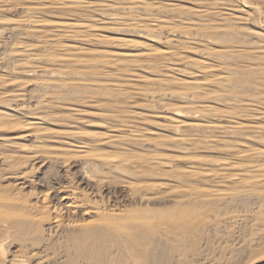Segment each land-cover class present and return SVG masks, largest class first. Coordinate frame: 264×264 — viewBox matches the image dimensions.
Instances as JSON below:
<instances>
[{
	"label": "rangeland",
	"instance_id": "1",
	"mask_svg": "<svg viewBox=\"0 0 264 264\" xmlns=\"http://www.w3.org/2000/svg\"><path fill=\"white\" fill-rule=\"evenodd\" d=\"M133 1L134 0H122V1L121 0H115V1L114 0H46V1H42V3L40 4L44 3L41 6V10L43 11L41 12L43 14L40 12L41 14L35 15L37 16V19L40 17L39 20H35L36 19L35 17V19H33L35 21H41V19H43L41 22H45V23L47 22L46 24H48V22H57V21H61L62 19L71 21L74 17L75 19L72 20L74 22H83V23L86 22L93 26V31L87 34L88 37L81 39V40L79 39V41L78 40L77 41L66 40L65 37L63 38L58 37L60 35L59 32H55L54 30L50 29L49 26H44V27L41 26V28L47 27V29H44V30L40 29V32H38L39 29L37 28L40 26H36L35 27L36 30H34L36 33L35 32L32 33L33 30L31 29H34V28H31L27 31H29V34H32L30 35L32 37L26 36V35L25 37L23 32H27L26 31L27 28L22 27V29H16L15 24H17L16 22L25 18L24 16L25 14H23L25 13L23 12L25 9L23 10V8L33 7V3H30V2L27 3L26 1H21V2L17 1L18 2L17 4L16 0L15 1L9 0V2L11 3L8 2V4L7 2L6 3L4 2L6 5L2 3V5L4 4L3 5L4 8L2 6V8L0 9V117L2 116L7 117L9 115L7 118L5 117V119L8 120L9 118L8 121H10L9 123H11L13 126L9 124L8 127L11 126L12 128L5 127V129L4 128L0 129V156H1L0 158V209H1L0 214H3L1 215L2 219L0 216V222L1 224H3L2 222L4 220V223H5L4 224L5 227L2 228V231H0L2 232L0 234L1 235L0 238L1 239L6 238V240H3L5 254L3 256L0 255V264H13V261L16 259L18 260L19 258L20 259L23 258L26 261V264H127V263L135 264L137 259H138L137 261H140V264H264V228H263L264 227V217H263L264 215V199H263L264 195H262L264 193H261V196L263 198H261L259 194L254 193L258 195L260 199L254 194L249 193V195L246 194V197H245L243 193L242 194L239 193L237 194L238 199L236 198L234 194L235 199L231 198L232 200L231 199L226 200V201L219 200L217 202L213 200L207 201V197H205L203 193L205 189H211V190L236 189L235 184L231 183L232 181H230L229 184H227L228 182L226 183L228 186L223 184L222 186L220 185L218 187L217 184H215L217 181H215L214 183V181H210L211 176L210 177L206 176L207 175L206 172L208 173L210 170L212 171V173L210 172V175H212L213 173L236 174V172L234 173V170L236 171L238 170V172L242 171L246 166L252 165V164H258L257 162L259 163L263 162L262 164H264L263 157H262L263 160L262 158L259 159L260 156L255 157L256 159H252L253 157L248 158V156L250 155L244 154L254 149L264 150V126H263L264 116L262 115L264 114V107H263L264 100H262V98L264 97V95L262 96V94L264 93V85L263 86L260 85V83L264 84L263 83L264 80H262L264 79L262 78L264 76V72H263V75H261L262 69L264 71V61H263L264 58H261V60L256 59L262 56L264 57V40L259 37L260 34H264V24L262 23V20H259L261 18L258 15H255L252 12L247 11L248 9H245L242 7V4H243L242 0H198L199 2H197V0H190L191 3L189 0H146V1L140 0V2H143L144 4L148 5V8L145 5L147 8L145 9L148 11L143 10V9H138L137 7L139 6V4H136L137 3L136 0H135L136 3H134L135 1L134 2ZM246 1L249 3L250 2L257 3L261 5L264 10V0H260V1L259 0H256V1L246 0ZM13 3L17 4V7L16 5H12ZM71 3H76L81 8H78L77 10L76 7L74 8L75 5L73 6V4ZM58 4H62L63 8L67 6L68 8L66 7L65 10H67L68 12L63 11L64 9L62 7H61L62 9L57 8L59 6ZM154 4L155 6L157 5L158 6L155 7ZM134 5H137V6L134 7ZM20 6H23V7H20ZM43 6H44V9L45 8L47 9V10L45 9L46 11L43 10L42 8ZM101 6H107V7L110 6L111 8L113 7L115 8L111 9L109 7L110 8L109 11L104 10L102 12V10H100ZM150 6L152 10L149 9ZM174 6L176 9L174 8ZM177 6H180V8L179 7L177 8ZM152 7H154V9ZM158 7L159 9L162 8V10H159V11L157 9L155 10V8H158ZM183 7L185 10L182 9ZM131 8H133V10ZM136 8L139 11H137ZM189 8L194 11H189ZM91 9L94 11H92ZM166 10H170V12ZM199 10L207 11V12L205 11L203 14L205 13L207 14L208 12L210 13L212 11V13L210 14L208 13L209 15H212V16H209L207 14V16L211 18L209 19L207 16L206 17L205 15L203 16V14L201 16V14L197 12ZM195 11L196 13L200 14L198 18H196L198 15L194 14ZM61 12L63 13L65 12L68 15L64 16L63 14H61ZM165 12L166 14H164ZM110 14L120 16L118 21H115V22L114 21L110 22V20L108 21L106 18H108ZM214 14L218 15L217 16L218 18ZM22 15H23V18H21ZM226 15H229L230 20L224 21V22L220 21L222 18H225ZM80 16L82 18H80ZM213 16L216 19H213ZM220 16L222 18H220ZM44 17L46 19H44ZM90 17L91 18L93 17V18L91 19ZM200 17H203V18H200ZM204 17L206 18V20ZM94 19H96V21ZM155 19L157 20V22ZM158 20L160 21L162 20V22ZM206 21L209 22V24H213V25L216 24V26H213V25L208 26V24H206L207 23ZM213 21H215V23ZM217 21H219L218 22L219 24L222 22V24L221 25L217 24L216 23ZM202 22H205V24L208 26L207 28L205 27V30H207L208 34L205 31H201L202 30L201 28L205 26L204 23ZM136 23L146 25V28H147L146 30L148 31L138 32L137 29L129 28L128 25H134V24L136 25ZM164 23H166V27L169 26L168 28H170L169 29L170 31L172 30L174 32L171 31V34L170 33L167 34V32L164 31L161 34L156 33V32L155 34L153 32L155 29L154 26L156 25L163 26L162 24ZM201 23L203 24V26L200 25ZM173 25H174V28L172 27ZM211 26H213L214 28L215 27L217 28L218 26L219 30L218 31L215 30L210 33L208 31L212 29ZM196 27L198 28L196 29ZM208 28L210 30H208ZM128 29H131V30L129 31ZM189 29L191 30L188 31ZM45 30L47 31V34ZM133 30H136L138 33ZM149 30L152 32H150ZM221 30L224 33L221 32ZM50 31L51 32L54 31L56 36L52 34ZM132 32L135 34L133 35ZM148 32L150 35L148 34ZM128 33H132V34H128ZM40 35L45 36L44 39H43V36L41 37ZM50 35H52V37H50ZM180 35L181 36L183 35L182 36L183 38H181ZM185 35L187 36L185 37ZM23 36L25 38H22ZM35 36L41 37L40 41H36L37 37ZM173 37L176 39V41L175 39L173 40ZM220 37L223 40L220 39ZM47 38L57 39L56 42H58V44L56 43V47L51 46L52 48H50V46H47L50 49H47V47H44L45 45L43 44V42L49 40ZM123 40L133 41V42L135 41L134 43L137 44L136 45L137 47H134V45H130V44L124 45V43L122 42ZM187 40L188 41L190 40V42H188ZM59 41H61V43ZM166 41L169 42L168 43V45H170L169 47ZM19 43L20 44L25 43V45L33 46L32 48L29 47V49H27L28 51H26L25 54L21 53V55L23 54L21 56L22 58L21 57L19 58V55H18L19 54L18 52H20L18 49L21 46L19 45ZM17 44L18 46H16ZM171 44H173L176 47H174ZM41 45H44V46H41ZM62 45L73 47L71 48L72 53H73V50L75 52L78 48H82L86 53L84 51H83L84 53L82 52L79 53L77 51L76 52L77 55L80 54L78 56L79 59H81L82 61H86L88 59L91 61L94 59L95 63L91 65L92 61L90 62L88 60L90 64L86 63L83 66H81L82 64H80V66L78 65V69H77V66L72 67V65H70L69 67V64L68 65H63V64L57 65L56 63L50 64L49 62L48 63L45 62L47 61L49 55L52 54V52L56 53V54L54 53V56L64 55L65 52L63 53L62 51H60V46ZM37 47L39 49H37ZM205 47L206 49L209 48L211 52H208L210 51L209 49L206 52ZM225 47H226V50L228 49L227 53L224 54V56L222 57L223 59L222 58L220 59L217 55H215V52L224 50ZM163 49H166V50H163ZM151 50H155L156 53H152ZM160 50L170 51V52L172 51L173 54L177 53L178 55L176 54L177 57L176 55L175 56L172 55V57H170L172 59L169 60V57H168V58H165L166 59L165 60L163 59L164 57L161 56ZM90 52L93 54L91 55ZM97 52L98 53L100 52L102 54L99 55ZM125 52L126 54H130L133 52L137 54L139 53L143 54L144 55L143 58L144 60L147 61V63L144 62V60L142 59L140 62L137 63L138 65L129 64L132 66L127 65L126 62H120L116 64V66L117 65L121 66V68L119 69H117L115 65L114 66L116 68L113 67V65H110V67L106 66L105 68L101 66L99 69L97 68L99 66L98 64H96V62L100 60L101 56H103L106 59L115 60L117 59V57L119 56L121 57V54L125 55ZM261 52H263V54ZM103 53L105 56L103 55ZM210 53L214 54L215 60L213 59V55ZM239 53L241 54V56ZM242 53H245V56L244 54L242 55ZM250 53L252 57H253L252 54H254L255 56L254 58L256 60L250 56ZM15 54H17L18 57H15L17 56ZM46 54L48 55V57ZM116 54H118V56L116 58H113L115 57L114 55ZM148 54H151V55L149 56ZM229 54H231V56ZM233 54H234V58H233ZM71 55H75V53ZM179 55L181 56L179 57ZM30 56H32L33 58L35 57V60H37L36 57L38 56H41L43 60L46 57L47 59L43 61L42 59L40 60L39 58L41 57H39L38 60L40 61L38 60L37 61L38 63H40V65L36 63L37 61L33 60L35 61L36 64H34L33 66V62H31L32 64H30V66L32 65L31 67H34V68H30V66H26V65L25 67H23L24 63H26V61L24 60H27V59L31 60L32 57ZM239 56L241 57V59H244V60L239 59L240 58ZM120 57L118 59H121V60H125V58L127 59V57H124V56L123 58H120ZM217 57L220 60H222V62ZM230 59L232 61H230ZM233 59H235V61ZM248 60L250 61L252 60V62ZM199 62L200 63L204 62L206 64L209 63V65L211 64L212 66L214 65L213 69L208 70L205 73H203L198 68L200 66ZM241 62H246V63L244 64ZM148 63L150 65L151 63H153L152 64L153 66L151 65L152 68L149 66ZM154 63H156L157 65ZM252 63H255L253 67L255 68V65H256V68L258 67L257 71L260 73L255 71L253 67H252L253 70L248 68L249 65L252 66ZM20 65L23 67V68L21 67L22 70L20 67H17ZM27 65L29 64L27 63ZM85 65L86 66L88 65L89 67L87 66L88 67L87 68ZM95 65L97 67H95ZM259 65L260 67H262L263 65V67L260 68ZM12 67L15 68V70L18 72H16ZM27 67H29L27 71H30V70L32 71L27 72L23 70L24 68L26 69ZM145 67L147 68L145 69ZM81 68H87V69L85 70ZM89 68H92V69L89 70ZM94 68H96V70H93ZM124 68L126 71L125 70L120 71V69H124ZM130 68L132 71L130 70ZM128 69L129 71L127 72ZM88 70H89V73H87ZM99 70L100 72L97 73L96 71H99ZM52 71L54 72V74H56L55 76L50 75ZM76 71L77 72L79 71V72L76 73ZM85 71L87 72L85 73ZM103 71L105 75L103 73V76H102ZM11 72L13 76L11 75ZM62 73L63 75H61ZM99 73H101V75ZM128 73H131V74H128ZM14 74H17V75H14ZM92 74H94L95 76ZM125 74L128 75L129 77L127 78ZM205 74H206V77H205ZM42 75L44 76V78L45 77L46 78L44 79ZM108 75L109 76L113 75L112 80H110L111 78L108 77V81L106 82L107 77L105 76H108ZM123 75L125 76L123 77ZM191 75L193 76L191 77ZM258 75L261 79L258 77ZM97 76L100 78H98ZM58 77L59 78L61 77V78L59 79ZM118 77L122 78L123 81L119 79ZM223 77H228V78L232 77V78H230L229 81L226 82V81L221 80V78ZM71 78L72 79L74 78L73 80H71L72 81L71 85H68L67 87H61L65 83L70 84L67 79H71ZM103 78H106V79H103ZM124 78H126L125 83H124ZM193 78H195L194 79L195 81H193ZM1 79L3 82L1 81ZM43 79L44 80L52 79L54 80L53 83L57 82L59 83V85L61 82H64V80L65 81L67 80L68 82L66 81L65 83H62L60 86L57 85V83H54L56 84L55 87L54 85L53 87H51L53 91H51L50 88L46 91L45 90L42 91V89L37 87L38 85L37 82L38 80L42 82ZM99 79L100 80L102 79L101 81L105 83L98 82ZM74 80L77 81V82L75 81L76 85H79L80 87H83L84 86L83 84L87 83L88 85H91L90 86L91 88H94L95 86L92 87V82L96 83L94 82V80L95 81L98 80L97 83L98 85L100 84V86L91 90V88L89 89L87 84L85 85L88 88L84 86V89L79 88V86L75 85V88H74L75 90H73ZM81 80L82 81L85 80L86 82L84 81L82 82ZM117 80H118L117 84H120V85H122V83H124L123 85L127 84L125 85L126 88H123V85H122L121 88L123 90L120 89L121 91L120 92L118 91V94H117V91H114V88H112V87H115L114 85ZM148 80L149 82H147ZM157 80H159V82ZM196 80L199 81L198 82L199 85L201 84L203 85L200 87V89H203L202 90L203 94L201 93L200 89L199 90L189 89L191 90V92H189V90L187 91V88L183 85V83H185L186 81L196 83L197 82ZM11 81H12V84H11ZM150 81L153 84L155 83L156 84L153 86V84ZM172 81L173 82L175 81V82L173 83ZM216 81L225 82V83H222V85L221 84L219 85L217 83H212ZM13 82H16V83H13ZM112 82H115V83H113L112 86L109 85ZM164 82H167V84L170 82L169 84L172 86L167 85ZM258 82L259 84H257ZM157 83L159 85L161 84V86H159ZM101 84H105V87L104 85H102V87L105 88L107 91L105 89L102 90ZM107 84L109 86L106 87ZM174 85L175 87H173ZM151 86H153L154 88ZM162 86H164V91H167V93L166 92L163 93V89H161ZM68 87H71V89H69ZM99 87H101L100 88L101 92L100 93L97 92L96 94V90ZM167 87L171 88L172 92L170 91L171 89L165 90V88ZM181 87H183V91H185L186 93L189 92L187 94L189 97L188 96L186 97L184 95L186 99L184 97H183L184 99H182V97L179 95V94H182L183 92ZM202 87H205V90ZM54 88L58 90H55ZM63 88H66V89L63 90ZM108 89H112L113 92L115 93L112 95L111 93L113 92H111V90H110V93H108L109 92ZM124 89H126L125 90L126 95L124 93L123 95L126 97L123 99L124 96L122 95L121 92L124 91ZM131 89L133 90L129 92V90ZM136 89H138L140 92ZM100 90H97V91H100ZM104 90L106 91V93H108L106 96L110 94L112 98L110 96L107 98L104 95L105 94V92H103ZM256 90L257 91L259 90V92H257ZM151 91H152V96H149L151 95ZM198 91L201 93V95H199L200 93L198 95H195L196 93L194 94V92L198 93ZM43 92L44 93L48 92V93L46 95ZM134 92L135 93L138 92L136 93V96L135 94L133 96ZM56 93H57V96H56ZM145 93L148 94V97L146 95L144 96ZM158 93H163L164 95L158 94ZM137 94H140V95H137ZM253 94L255 96L257 94L258 95L260 94L261 96H259L260 98L258 96L255 97ZM160 95H163V97H161ZM39 96L40 98H38ZM218 96L219 98L221 96V98L218 99ZM63 97L65 99H63ZM152 97L154 100L152 99ZM222 97H226L227 99L226 98L222 99ZM253 98L259 99L260 101L259 100L257 101L258 103L260 102V104L257 103L258 104L257 105L254 102L256 100H253ZM226 100L228 103L226 102ZM234 101L237 102L236 106H235L236 103H234ZM240 101L242 103L245 102L246 104L243 105L241 103L242 105L241 107ZM251 102L255 103L258 109L255 110L257 112L254 113V111H252L250 112V114L251 115L255 114V117L259 119L255 118L254 116H253L254 118L251 117L250 114H248V116H250L251 118L250 117L248 118L247 113L241 112L243 111L242 109L246 108L247 103L249 104ZM187 103H190L191 105H187ZM261 103H262V106H261ZM59 104L60 105L63 104V105L60 107ZM115 104L116 105L118 104L119 109L117 108ZM36 105L38 107H36ZM40 105H41V108H40ZM187 106L195 107L197 111H200V114L202 113L203 115H206V117L208 118L205 119V117L202 114L200 115L199 113H196L197 116L196 115L195 116L196 118L198 117V119L195 121L194 120L192 121L195 124L192 123L191 118L188 117L189 114L186 115L187 112H185L184 114V111H187V109L183 110V108H187ZM17 107H19V109ZM174 108L182 109L181 111H183V113H181V115H176L175 117L174 116L175 113L172 112ZM235 109L236 110L238 109L239 113ZM209 110L211 114L209 113ZM226 110L227 111L234 110V113L236 112L235 114L236 118L234 117L233 111L232 112L228 111L230 112V114L233 113L230 116L232 118L231 119L229 117V113H226ZM121 111H123L124 113L122 112L123 114H121ZM213 111L214 112L216 111L215 113L217 114H215ZM125 112L127 114H125ZM218 112H223V114H220ZM224 112L227 114V116H225L226 114H224ZM258 112L260 113L262 112L261 115H259ZM116 114L118 115V117L116 116ZM237 114H240V115H237ZM101 115H104V116L102 117ZM104 117H105V120H104ZM58 118L60 120H58ZM176 119L184 120L185 124L187 123V121L190 120L191 123L188 122L187 124H194V125L197 124L198 126L196 125L197 127L195 126L182 127L179 131L181 133L180 135L178 131L176 132L175 130H173V127L175 124L174 122L173 124L171 122V121H175V123L179 122ZM200 119H203V120H200ZM235 122L236 123L238 122L240 124L243 123L244 126H247V131L248 130L249 131L241 132V135H240V132H237L238 134L236 132H232L231 128L235 126L234 125ZM208 123H210L211 126L213 127H216V126L220 127L221 130H223L224 128L225 131L227 130L226 131L227 133L225 131L222 132L220 129L216 131V134L212 135L211 133H208L211 131V129H208V127H210L208 126ZM229 125L231 127H229ZM200 126H202L203 129L205 130L207 127V131H205L207 134L199 132L200 129L198 130V128H200ZM258 126L259 127L261 126L263 128V129L261 128V131L263 134L261 133V131H259L260 128ZM256 127L259 129H256ZM29 128H31V130ZM227 128L230 129V132H228L229 130ZM195 129L196 131L198 130V132L194 131ZM252 129L254 130L253 132H252ZM250 131L252 133H250ZM194 132L197 134L195 135ZM231 132L233 133V135L231 134ZM198 133H199V136H198ZM136 134L138 135L139 141H135V143H133L134 138L132 136ZM176 134H177V137L174 136ZM178 135L180 137L186 136L185 138H188L191 140V142L188 145L184 146L187 148V150L185 151L181 150V149H184L182 148L183 146L176 145L175 142L173 144L174 138H177V139L180 138L178 137ZM194 135L195 137L196 136L198 137L195 138ZM211 135L213 137H211ZM237 135H238V139H237ZM192 138H195V141H196L195 143L194 141H192L194 140ZM123 140L124 141L126 140V142H124ZM151 140H153L154 142ZM36 142L38 145L36 144ZM196 143H197L196 145L197 147L196 146L195 147L197 149L194 147V144ZM35 144L37 145V147L40 148L39 150H37L38 148L35 146ZM48 146L50 148H48ZM235 146H237L236 147L237 149H234ZM5 147L6 148L8 147L9 149L8 148L6 149ZM41 148L43 149L41 150ZM20 150H25V151L20 152ZM32 150L33 151L35 150V152L39 151V153H35ZM43 150L44 151L47 150V152L43 153ZM40 151L41 153H43L42 155L40 154ZM237 152H239V154H237ZM31 154H33L32 158L29 157L31 156ZM26 155L28 159L27 157H25ZM43 155H46V156L43 157ZM49 155H52V156L54 155V156L51 157ZM157 155L167 158L168 160H172V162L174 160L175 162L173 163L171 168H168L167 166L160 168V171L162 172V174L159 172V169H157L155 170L154 177L148 178L147 176L144 175L145 179L143 180L142 179L143 176L140 173L134 172L136 168V164L148 158L147 156L150 157V156H157ZM237 155L239 156V159ZM9 156H10V159H8ZM34 156H35V159H34ZM55 156H57L56 160H55ZM105 156L108 160L106 159L107 160L106 163L104 162L106 160L102 161L105 164V165L103 164L104 165L103 166L101 160L105 159L104 158ZM16 157L17 159H15ZM25 158L27 159V161ZM185 158H187L188 160H186ZM193 158L194 159L197 158V160L195 161ZM126 159H128L127 163L129 162L130 163L129 164L126 163L127 165L124 166L125 163L123 161ZM8 160L10 161L9 163H8ZM50 160L52 161L55 160V161L52 162ZM135 160H138V161H135ZM117 162L119 164L122 162L121 163L122 165H119L121 166V168H123L122 172L121 171L117 172L116 169L114 168V165L115 167L117 166L118 164ZM247 162H250V163H247ZM107 163L110 166L106 165ZM230 163L234 164L233 165L234 168L237 167L238 165H242L243 168L240 167V170L239 168H236L232 172L230 169L226 170L223 165L230 164ZM23 164L25 165V168L23 167L24 166ZM85 164L86 165L88 164V165L86 166ZM130 164L131 166H129ZM127 166H129L130 168L129 167L126 168ZM16 167H18L19 170L21 171H19L18 168L16 169ZM194 168L198 169V172H199V174L197 175L198 178L197 176H195L189 179L190 177H184V176L174 177L172 175L167 174L168 170H172V169L174 170L176 169L175 171L178 172L179 169L192 170ZM14 170H16L17 172L16 171L14 172ZM127 170H129L130 172H127ZM23 172H24V177H27L25 179H23V177L22 178L20 177L22 176ZM25 172L26 174L27 173L28 174L26 175ZM132 172H134L135 174ZM204 174H205V177H204ZM16 175L19 176L20 179L19 178L16 179L17 178ZM134 176L138 178H135ZM24 180L26 181L24 182ZM151 183L160 184L163 186L162 187L163 189L160 186L158 188V189L161 188L160 190L155 189L154 191L153 189H148L147 187H145ZM129 184L136 185V186L139 185V187H142V188L141 189L137 188L138 190L135 191V189L133 190L132 188H130ZM69 190L71 192L76 193L77 197H79L82 201L83 199L87 201V202L85 201L86 203L84 202V204L82 202L81 204H79V206H81L82 204L83 205L86 204V206L82 205L83 206L82 208L78 207L77 210L75 209V211L68 210L67 208H65V205L67 207V205L70 204L69 200L64 199L67 197V193H69L68 192ZM240 191L241 190H239L238 192ZM241 195H243L245 198ZM250 196H253L251 197L252 199H250ZM43 198L45 199V201ZM242 199L247 200L248 202L243 201L244 202L243 203L241 201ZM18 201H21V202H18ZM234 202H236L237 204ZM31 204L32 205L34 204L36 206L35 208L36 211L34 208L30 207ZM223 204L224 205L227 204V205L224 206ZM88 207L100 208V211L104 213L103 218L106 219V222L108 221L107 223L108 226H105L106 223L105 225L103 223H102L103 225L100 224L102 228H104V230L100 228V230L104 231V232L100 231L104 234V236L106 235L105 230L111 224L112 225L110 226V228L113 229L115 227L114 230L116 231V232L113 231L114 232L113 234L111 230L110 231L112 233H109L110 231L108 230L110 228L107 229L106 237L103 236L104 241H103V238H101L102 236L97 239L99 240V242L95 239H89L91 241L93 240L92 242L96 244V245L94 244L95 246L92 244V242L87 241L88 238H85L87 235L90 234V232L91 234L93 232L95 234V232L97 231V230L95 231V226L94 228L93 227L91 228L92 226L91 225L90 226L91 230L90 228H88L89 230L88 229L83 230V231L78 230L79 233L77 230L76 232L74 231V229L72 230V227L70 228V226L74 224L73 221L76 223H83V224L84 222L85 223L94 222V221L96 222V220L101 222L97 218L96 215H91V214L86 215L85 213H87V210L82 211L85 208L88 209ZM54 209L56 212L58 211L57 214H54L55 212ZM103 209H105V211ZM235 211L242 216L243 214L244 216H246L245 214H247V217H246L247 219L246 220L244 219V222L242 221L240 223H237L238 224L237 226L235 224H232V221L231 222L229 221L230 217L234 216L235 214L237 215ZM58 213L61 214V217ZM124 213H125V216L122 215ZM260 213H262L261 216H259ZM82 214L85 216H82ZM116 214L120 215L122 218L117 216ZM231 214H234V215H231ZM256 214L258 216H256ZM37 215L40 217H38ZM54 215L55 217L57 215V217H60V220L62 219L61 221H63V225L59 229H55V227L52 226L53 225L52 222L55 219ZM106 215H111V216H106ZM226 217L229 219H227ZM33 218H36L38 221L33 222L31 220ZM49 219L50 221H48ZM121 219L126 220V221L125 220L122 221L124 224L120 222ZM142 220L144 221V223ZM252 220L253 222H251ZM173 221L175 222V224H173L174 223ZM245 221L247 222L245 223ZM115 222L117 223V226L115 225ZM160 222L162 223V225ZM41 223L44 224L42 227H41L42 225ZM67 225H69V227ZM239 225L240 226L242 225V226L240 227ZM23 226L25 229L23 228ZM40 227H41V230H40ZM96 227L99 229L98 225ZM122 227L124 228L123 231H122ZM227 229H230L231 232L230 230H227ZM35 230L36 231L38 230V231L36 232ZM128 230H130L131 232ZM171 230L172 232L169 234L168 231L170 232ZM119 231L123 233L119 234ZM40 232L42 233V236H40L41 235L39 234ZM83 232L86 234V236ZM227 233L229 234V236ZM71 234H72V237H71ZM82 234H84V236H82ZM2 236L5 238H3ZM75 236L78 238L75 239L76 238ZM79 236L82 239L83 243L80 242L81 240L79 239ZM109 238H111L110 239L112 240L111 242L109 241ZM120 238L123 240H121ZM73 239L76 241L78 240V242L81 243V248H82L81 250H79L80 247L79 249H77L78 248L77 243L73 241ZM83 239H85V241ZM100 239H102V241L105 242L106 244L104 243L105 244L104 245ZM96 241L98 243H96ZM135 241H137V243ZM112 242L113 243L117 242L116 243L117 247H114L115 245H113ZM128 242H131L132 244ZM87 243L88 245L89 244L90 245L86 246ZM124 243H128V244L124 245ZM91 245L93 247H91ZM120 245L121 246L123 245V247H121ZM124 246H126L128 249ZM97 247L99 250L97 249ZM91 250L93 253L91 252ZM138 254L139 255L142 254V256H139ZM39 255L41 257H39Z\"/></svg>",
	"mask_w": 264,
	"mask_h": 264
},
{
	"label": "bare ground",
	"instance_id": "2",
	"mask_svg": "<svg viewBox=\"0 0 264 264\" xmlns=\"http://www.w3.org/2000/svg\"><path fill=\"white\" fill-rule=\"evenodd\" d=\"M10 1H11V0H10ZM12 1H13V0H12ZM14 1H15V0H14ZM17 1H18V2L26 1L27 3H28V2L33 3V7H26V8H23V10L25 9V10L23 11V12H25V13H23V14H25V15H24L25 18H24V19H21V18H23V15H22V17L20 18L21 20L18 19V20H20V21L16 22V23H17V24H15V25H16V27H15L16 29H22V27H23V28H27V29H26V31H27V30H29V29H31V28H34V29H31V30H33V32L30 30L32 33H34V32H35L34 30H36V29H35L36 26H40V27H37V28L39 29V30L37 29L38 32H40V29H43V30H44V29H47V27H46V28H41V26H43V27H44V26H49L50 29L54 30L55 32H59L60 35H59L58 37H62V38L65 37L66 40H72V41H73V40H75V41L78 40V41H79V39L81 40V39L87 38V37H88L87 34L93 31V26H92L91 24L86 23V22H84V23H83V22H74V21H72L73 19H75L74 17H73V19L71 18V19H72L71 21H69V20H63V19H62L61 21H57V22H48V24H46L47 22H46V23H45V22H41L43 19H41V21H35V20H39V18H40V17H39V18L37 19V16H35V15H37V14H41V13L43 12V11L41 10V6H42L44 3H43V4H40V3H42V1H46V0H16V2H17ZM114 1H115V0H114ZM121 1H122V0H121ZM134 1H135V0H134ZM134 1H133V2H134ZM136 1H137V3H136ZM136 1H135L134 3L139 4V6L137 7L138 9L146 10V9L148 8V5L144 4L143 2H140V0H136ZM145 1H146V0H145ZM189 1H190V0H189ZM189 1H188V2H189ZM255 1H256V0H255ZM259 1H260V0H259ZM4 2H5V3L7 2V4H8L9 0H0V3H1V4H0V9H1L2 6L5 4ZM18 2H17V4H18ZM185 2H186V1H185ZM197 2H199V1L197 0ZM242 2H243L242 7L245 8V9H248L247 11L252 12V13L255 14V15H258V16L261 18V19H259V18H258V19H259V20H262V23L264 24V10H263L262 6L259 5V4H257V3H253V2H252V3H251V2L249 3V2H247L246 0H242ZM2 3H4V4L2 5ZM9 3H11V2H9ZM24 3H25V2H24ZM24 3H23V4H24ZM190 3H191V1H190ZM200 3H201V2H200ZM240 3H241V2H240ZM17 4H14V3H13L12 5H16V7H17ZM21 4H22V3H21ZM34 4H35V5H34ZM45 4H46V2H45ZM68 4H70V3H68ZM71 4H73V6L75 5L74 8L76 7L77 10H78V8H81V7H80L78 4H76V3H71ZM79 4H81V3H79ZM82 4H83V3H82ZM88 4H89V3H88ZM214 4H215V3H214ZM5 5H6V4H5ZM12 5H11V6H12ZM24 5H25V4H24ZM24 5H23V6H24ZM30 5H32V4H30ZM58 5H59V6H58L57 8H59V9H62V8H63L62 4H58ZM91 5H92V4H91ZM91 5H90V6H91ZM123 5H125V4H123ZM127 5H128V4H127ZM127 5H126V6H127ZM145 5L147 6V8H146ZM156 5H157V4H156ZM202 5H203V4H202ZM205 5H206V4H205ZM7 6H9V5H7ZM23 6H20V7H23ZM44 6H45V5H44ZM44 6L42 7L43 10L46 9V8L44 9ZM73 6H72V7H73ZM78 6H79V7H78ZM82 6H83V5H82ZM90 6H89V7H90ZM132 6H133V5H132ZM135 6H137V5H134V7H135ZM154 6H155V4H154ZM157 6H158V5H157ZM157 6H155V7H157ZM211 6H212V5H211ZM240 6H241V5H240ZM54 7H55V6H54ZM61 7H62V8H61ZM64 7H65V6H64ZM66 7H67V6H66ZM66 7H65V8H66ZM70 7H71V6H70ZM109 7H110V6H109ZM109 7H107V6H101L100 10H102V12H103L104 10L109 11V9L111 8V7H110V8H109ZM112 7H113V6H112ZM129 7H131V6H129ZM143 7H144V8H143ZM169 7H170V5H169ZM178 7L180 8V6H177V8H178ZM207 7H208V6H207ZM238 7H239V6H238ZM3 8H4V6H3ZM5 8H6V7H5ZM11 8H12V7H11ZM14 8H15V7H14ZM49 8H50V7H49ZM52 8H53V7H52ZM65 8H63V9H64L63 11L68 12L67 10H65ZM67 8H68V7H67ZM74 8H73V9H74ZM87 8H88V7H87ZM96 8H97V7H96ZM113 8H115V7H113ZM113 8H111V9H113ZM137 8H136V10H137ZM145 8H146V9H145ZM152 8L154 9V7H152ZM164 8H165V7H164ZM166 8H168V7H166ZM174 8H175V6H174ZM7 9H8V7H7ZM54 9H55V8H54ZM70 9H71V8H70ZM126 9H127V8H126ZM131 9L133 10V8H131ZM131 9H130V10H131ZM149 9H151V6H150ZM156 9H157L158 11H159V10H162V8L159 9V7H158V8H155V10H156ZM172 9H173V8H172ZM175 9H176V8H175ZM182 9H184V7H183ZM46 10H47V9H46ZM46 10H45V11H46ZM48 10H49V9H48ZM79 10H80V9H79ZM82 10H83V9H82ZM84 10H85V9H84ZM89 10H90V9H89ZM91 10H92V9H91ZM124 10H125V9H124ZM128 10H129V8H128ZM134 10H135V9H134ZM151 10H152V9H151ZM177 10H178V9H177ZM184 10H185V9H184ZM184 10H183V11H184ZM13 11H14V10H13ZM41 11H42V12H41ZM60 11H61V10H60ZM85 11H86V10H85ZM87 11H88V10H87ZM92 11H94V10H92ZM119 11H120V10H119ZM137 11H139V10H137ZM146 11H148V10H146ZM164 11H165V10H164ZM166 11H169V12H170V10H166ZM189 11H194V10H191V9L189 8ZM205 11H206V10H203V11H202V10H201V11L199 10V11H197V12H199V13L201 14V16H202V14H203ZM6 12H7V11H6ZM9 12H10V11H9ZM40 12H41V13H40ZM65 12H64V13L61 12V14H63L64 16H65V15H68V14H66ZM75 12H76V11H75ZM81 12H83V11H81ZM171 12H172V11H171ZM206 12H207V11H206ZM77 13H78V12H77ZM79 13H80V12H79ZM97 13H98V12H97ZM113 13H114V12H113ZM129 13H130V11H129ZM167 13H168V12H167ZM173 13H174V12H173ZM173 13H172V14H173ZM175 13H176V12H175ZM189 13H190V12H189ZM199 13H196V11H195L194 14H197V15H198L196 18L199 17V15H200ZM208 13H209V12H208ZM208 13H207V14H208ZM210 13H212V11H211ZM210 13H209V14H210ZM252 13H251V14H252ZM42 14H43V13H42ZM45 14H46V13H45ZM82 14H83V13H82ZM90 14H91V13H90ZM106 14H107V13H106ZM125 14H127V13H125ZM164 14H166V12H165ZM172 14H171V15H172ZM180 14H181V13H180ZM207 14L205 13V14H203V16L205 15V17H206ZM209 14H208V15H209ZM215 14H216V13H215ZM215 14H214V15H215ZM218 14H219V13H218ZM79 15H80V14H79ZM107 15H108V14H107ZM144 15H145V13H144ZM173 15H174V14H173ZM173 15H172V16H173ZM175 15H176V14H175ZM188 15H189V14H188ZM224 15H225V14H224ZM40 16H42V15H40ZM60 16H61V15H60ZM69 16H71V15H69ZM73 16H74V15H73ZM77 16H78V15H77ZM81 16H82V15H81ZM81 16H80V18H82ZM91 16H92V15H91ZM124 16H125V15H124ZM153 16H154V15H153ZM164 16H165V15H164ZM209 16H212V15H209ZM215 16L217 17L218 15H215ZM221 16H222V15H221ZM221 16H220V18H222ZM35 17H36V19H35ZM119 17H120V16H118V15H114V14L111 15V14H110L109 17L106 18V19H107L108 21L110 20V22H111V21H112V22H113V21L115 22V21H118ZM143 17H144V16H143ZM181 17H182V16H181ZM190 17H191V16H190ZM205 17H204V18H205ZM207 17H208V16H207ZM223 17H225V16H223ZM255 17H257V16H255ZM69 18H70V17H69ZM90 18H91V17H90ZM92 18H93V17H92ZM92 18H91V19H92ZM147 18H149V17H147ZM152 18H153V17H152ZM155 18H156V17H155ZM157 18H159V17H157ZM164 18H165V17H164ZM170 18H171V17H170ZM182 18H183V17H182ZM185 18H186V17H185ZM200 18H203V17H200ZM208 18L210 19L211 17H208ZM217 18H218V17H217ZM33 19H35V20H33ZM44 19H46V18L44 17ZM76 19H77V18H76ZM87 19H88V18H87ZM91 19H90V20H91ZM99 19H100V18H99ZM106 19H105V20H106ZM141 19H142V18H141ZM141 19H140V20H141ZM213 19H216V18L213 16ZM213 19H212V20H213ZM7 20H8V19H7ZM77 20H78V19H77ZM94 20L96 21V19H94ZM149 20H150V19H149ZM155 20H156V19H155ZM155 20H153V21H155ZM166 20H167V18H166ZM203 20H204V19H203ZM205 20H206V18H205ZM205 20H204V21H205ZM212 20H211V21H212ZM229 20H230L229 15H226V17H225V18H222L220 21H223V22H224V21H229ZM8 21H9V20H8ZM10 21H11V20H10ZM141 21H142V20H141ZM158 21H160V20H158ZM175 21H176V20H175ZM13 22H14V21H13ZM13 22H12V23H13ZM98 22H99V21H98ZM106 22H107V21H106ZM144 22H145V21H144ZM156 22H157V20H156ZM160 22H162V20H161ZM206 22H207V21H206ZM213 22L215 23V21H213ZM218 22H219V21H217L216 23L219 24ZM259 22H261V21H259ZM4 23H5V22H4ZM10 23H11V22H10ZM95 23H97V22H95ZM123 23H124V22H123ZM149 23H150V22H149ZM202 23H204L205 26H204L203 28L200 27L202 30H201L200 28H199V29H200L201 31H205V32L207 33V30H205V27L207 28L208 26L213 25V24H209V22H207V23H206V24H208V26H207V25L205 24V22H202ZM202 23H201L200 25L203 26ZM211 23H212V22H211ZM229 23H231V22H229ZM8 24H9V23H8ZM13 24H14V23H13ZM221 24H222V22H221L219 25H221ZM263 24H262V25H263ZM124 25H125V24H124ZM162 25H163V26H161V25H156V26H154L155 29H154L153 32H154V33L156 32V33H160V34H161L162 32L165 31V32H167V34H169V33L171 34V31H172V30H171V31L169 30V29H170V28H168L169 26L166 27V23H164V24H162ZM164 25H165V26H164ZM195 25H196V24H195ZM229 25H230V24H229ZM8 26H9V25H8ZM10 26H11V24H10ZM121 26H122V25H121ZM128 26H129V28H131V29H133V28H134V29H137L138 32H139V31H141V32H142V31H144V32L148 31V30H146V29H147V28H146V25H143V24H137V23H136V25L134 24V25H128ZM213 26H216V24L213 25ZM213 26H211L212 29L214 28ZM12 27H13V26H12ZM49 27H48V28H49ZM123 27H124V26H123ZM147 27H148V26H147ZM172 27L174 28V25H173ZM175 27H176V26H175ZM198 27H199V26H198ZM198 27H196V29H197ZM222 27H223V26H222ZM8 28H9V27H8ZM151 28H152V27H151ZM177 28H178V27H177ZM217 28H218V29H217ZM217 28L215 27L213 30H212V29L210 30V29L208 28V30H210V31H208V32L211 33V32H213V31H215V30L218 31V30H219V27L217 26ZM229 28H230V27H229ZM229 28H228V29H229ZM118 29H119V28H118ZM131 29H128V30L130 31ZM178 29H179V28H178ZM185 29H186V28H185ZM221 29H222V28H221ZM228 29H227V30H228ZM179 30H180V29H179ZM186 30H187V29H186ZM190 30H191V29H189L188 31H190ZM224 30H225V29H224ZM235 30H236V29H235ZM18 31H19V30H18ZM18 31H17V32H18ZM24 31H25V29H24ZM54 31H52V32L50 31V32H51L52 34L55 35ZM120 31H121V29H120ZM133 31H136V30H133ZM149 31H150V30H149ZM180 31H181V30H180ZM182 31H183V30H182ZM225 31H226V30H225ZM15 32H16V31H15ZM31 32H30V33H31ZM45 32H46V34H47V31H46V30H45ZM136 32H137V31H136ZM138 32H137V33H138ZM150 32H152V31H150ZM172 32H174V31H172ZM195 32H196V30H195ZM197 32H199V31H197ZM221 32H223V31L221 30ZM13 33H14V32H13ZM35 33H36V32H35ZM119 33H120V32H119ZM122 33H123V32H122ZM125 33H126V32H125ZM132 33H133V32H132ZM132 33H128V34H132ZM156 33H155V34H156ZM176 33H177V32H176ZM176 33H175V34H176ZM223 33H224V32H223ZM23 34H24V36H25V35H26V36H30V35H32V34H29V31H27V32H23ZM41 34H42V33H41ZM134 34H135V33H133V35H134ZM148 34H149V32H148ZM172 34H173V33H172ZM187 34H188V33H187ZM203 34H204V33H203ZM207 34H208V33H207ZM219 34H220V33H219ZM33 35H34V34H33ZM35 35H36V34H35ZM123 35H124V34H123ZM125 35H126V34H125ZM145 35H146V34H145ZM149 35H150V34H149ZM173 35H174V34H173ZM183 35H184V33H183ZM183 35H182V36H183ZM190 35H191V34H190ZM195 35H196V34H195ZM24 36H23L22 38H25V37H26V36H25V37H24ZM40 36H41V35H40ZM42 36H43V35H42ZM42 36H41V37H42ZM46 36H47V35H46ZM55 36H56V35H55ZM91 36H92V35H91ZM130 36H132V35H130ZM140 36H141V35H140ZM140 36H139V37H140ZM147 36H148V35H147ZM174 36H175V35H174ZM178 36H179V35H178ZM180 36H181V35H180ZM182 36H181V38H183ZM186 36H187V35H185V37H186ZM192 36H193V35H192ZM192 36H191V37H192ZM200 36H201V35H200ZM209 36H210V35H209ZM222 36H223V35H222ZM225 36H227V35H225ZM30 37H32V36H30ZM35 37H37V36H35ZM38 37H39V36H38ZM38 37H37V40H36V41H40L41 37H39V38H38ZM44 37H45V36H43V39H44ZM50 37H52V35H50ZM141 37H142V36H141ZM150 37H151V36H150ZM175 37H176V36H175ZM218 37H219V36H218ZM259 37H260L261 39L264 40V34H260ZM54 38H56V37H54ZM153 38H154V37H153ZM171 38H172V37H171ZM26 39H27V38H26ZM29 39H30V38H29ZM38 39H39V40H38ZM43 39H42V40H43ZM47 39H49V38H47ZM47 39H46V40H47ZM50 39H51V38H50ZM50 39L47 40V41H44V40H43V41H44L43 44H44L45 46H44V45H41V46H44V47L50 46V48H52V47H56V43L58 44V42H56L57 39H51V40H50ZM127 39H128V38H127ZM157 39H158V38H157ZM169 39H170V38H169ZM174 39H175V38L173 37V40H174ZM190 39H191V38H190ZM220 39H222V38L220 37ZM42 40H41V42H42ZM173 40H172V41H173ZM183 40H184V39H183ZM192 40H193V39H192ZM222 40H223V39H222ZM226 40H227V39H226ZM226 40H225V41H226ZM24 41H25V40H24ZM116 41H117V40H116ZM120 41H121V40H120ZM120 41H119V42H120ZM153 41H154V40H153ZM175 41H176V39H175ZM178 41H179V39H178ZM184 41H185V40H184ZM184 41H183V42H184ZM187 41H188V40H187ZM214 41H215V40H214ZM228 41H229V40H228ZM232 41H233V40H232ZM41 42H40V44H41ZM59 42L61 43V41H59ZM122 42L124 43V45H129V44H130V45H134V47H137V46H136L137 44L134 43L135 41L133 42V41H124V40H123ZM181 42H182V41H181ZM188 42H190V40H189ZM216 42H217V41H216ZM218 42H219V41H218ZM233 42H234V41H233ZM120 43H121V42H120ZM166 43H167V45H168L169 42L166 41ZM170 43H171V42H170ZM178 43H179V42H178ZM40 44H39V45H40ZM53 44H54V45H53ZM85 44H86V43H85ZM121 44H122V43H121ZM231 44H232V43H231ZM19 45H21V46L19 47V49H18V50L20 51V52H18V53H19V54H18V55H19V58L23 55V54L21 55V53H24V54H25L26 51H28L27 49H29V47H31V48L33 47V46H30V45H29V46H28V45H25V43H22V44L19 43ZM171 45H173V44H171ZM177 45H179V44H177ZM209 45H210V44H209ZM16 46H18V44H17ZM51 46H52V47H51ZM57 46H58V45H57ZM169 46H170V45H168V47H169ZM173 46H174V45H173ZM219 46H220V45H219ZM225 46H226V45H225ZM174 47H176V46H174ZM206 47H207V46H206ZM206 47H205V49H206ZM50 48L47 47V49H50ZM71 48H73V47H69V46H66V45H62V46H60V51H62L63 53L65 52L64 55H60V56H59V55H57V56L55 55V56H54V53H55V52H52L53 55L51 54V55H49V57H48V55H47L48 53L46 54L47 57H48V59H47V57H46V58L43 57V58H45L44 60L47 59V61H45V62H47V63L49 62L50 64H51V63H52V64H53V63H56L57 65H58V64H61V65H62V64H63V65H68V64H69V67H70V65H72V67H73V66H77V69H78V65L80 66V64H82L81 66H83V65L86 64V63H87V64H90L91 61H92L91 65L95 63V62H94V59L91 60V61L88 59L90 62H89L88 60H86V61H82L81 59H79L78 56H79L80 54L77 55L76 52L78 51L79 53H81V52L84 53L85 51H84L82 48H78L75 52H74V50H73V53H72ZM170 48H171V47H170ZM222 48H223V47H222ZM228 48H229V47H228ZM37 49H39V48L37 47ZM41 49H43V48H41ZM41 49H40V50H41ZM56 49H57V48H56ZM173 49H174V48H173ZM208 49H209V48H208ZM208 49H206V52L208 51ZM218 49H219V48H218ZM230 49H231V48H230ZM232 49H234V48H232ZM257 49H259V48H257ZM257 49H256V50H257ZM260 49H262V48H260ZM18 50H17V51H18ZM51 50H52V49H51ZM163 50H166V49H163ZM171 50H172V49H171ZM209 50H210V49H209ZM227 50H228V49H227ZM227 50H226V47H225L224 50H221V51L215 52V55H217V56L221 59V58L224 56V54L227 53ZM29 51H30V50H29ZM31 51H32V50H31ZM52 51H53V50H52ZM57 51H58V50H57ZM83 51H84V52H83ZM86 51H87V49H86ZM160 51H161V50H160ZM260 51H261V50H260ZM260 51H259V52H260ZM41 52H42V51H41ZM43 52H44V51H43ZM48 52H49V50H48ZM58 52H59V51H58ZM138 52H139V51H138ZM151 52H152V53H156L155 50H151ZM208 52H211V50L208 51ZM229 52H230V51H229ZM15 53H16V52H15ZM63 53H62V54H63ZM70 53H71V54H74V53H75V55H71ZM85 53H86V52H85ZM90 53H91V52H90ZM94 53H95V52H94ZM97 53H98V52H97ZM141 53H142V52H141ZM152 53H151V54H152ZM158 53H159V52H158ZM230 53H231V52H230ZM253 53H254V52H253ZM261 53L263 54V52H261ZM41 54H42V53H41ZM49 54H50V53H49ZM55 54H56V53H55ZM58 54H59V53H58ZM87 54H88V53H87ZM92 54H93V53H91V55H92ZM98 54L100 55V54H102V53L99 52ZM151 54H148V55L150 56ZM160 54H161V56L164 57V58L162 57L163 59L169 57V60H170V59H172V58H170V57H172V55L175 56L177 53L173 54L172 51H171V52H170V51H161ZM210 54H212V53H210ZM235 54H236V53H235ZM239 54H240V53H239ZM243 54H244V56H245V53H242V55H243ZM15 55H17V54H15ZM18 55L15 56V57H18ZM43 55H44V54H43ZM81 55H82V54H81ZM94 55H95V54H94ZM94 55H93V56H94ZM103 55H104V53H103ZM106 55H107V54H106ZM119 55H120V54H119ZM122 55H123L124 57H127V59H126V58H125V60L118 59V58L120 57V56L117 57L118 54L114 55L115 57H113V58H116V57H117V59H115V60H112V59H106V58H104L103 56H101L100 60H99L98 62H96V64H98L99 67H97L96 65H95V67H97L98 69L100 68V66L103 67V68H105L106 66L110 67V65H113V67H115L116 64H118V63H120V62H126L127 65H129V64H136V65H138V64H137L138 62H140L142 59L144 60V58H143L144 55H143V54H140V53L137 54V53L133 52V53H130V54H126V52H125V55H124V54H121V57H120V58H123ZM177 55H178V54H177ZM177 55H176V57H177ZM212 55H213V59H214L215 56H214V54H212ZM229 55L231 56V54H229ZM252 55H253V57L251 56V53H250V56H251L252 58H254V57H255L254 54H252ZM82 56H83V55H82ZM82 56H80V57H82ZM86 56H87V55H86ZM89 56H90V55H89ZM104 56H105V55H104ZM180 56H181V55H179V57H180ZM210 56H211V55H210ZM240 56H241V54H240ZM240 56H239V57H240ZM248 56H249V55H248ZM250 56H249V57H250ZM30 57H32V56H30ZM39 57H41V56L36 57V59L38 60ZM211 57H212V56H211ZM218 57H217V58H218ZM249 57H248V59H249ZM257 57H258V56H257ZM21 58H22V57H21ZM32 58H33V57H32ZM32 58H31V60L26 58L27 60H24V61H26V63L23 62V63H24L23 67H25V65H26V66H30V64H32L31 62H33V66H34V64L38 63V61H40V60L42 59V57H41V58H39L40 60L37 61V60H35V57H34L33 59H32ZM107 58H108V56H107ZM110 58H111V57H110ZM207 58H208V57H207ZM209 58H210V57H209ZM219 58H218V59H219ZM227 58H228V57H227ZM233 58H234V54H233ZM261 58H264V57L262 56V57H259V58H256V59H257V60H261ZM24 59H25V58H24ZM175 59H176V58H175ZM187 59H188V58H187ZM220 59H219V60H220ZM222 59H223V58H222ZM225 59H226V58H225ZM239 59H241V57H240ZM245 59H246V58H245ZM254 59H255V58H254ZM256 59H255V60H256ZM33 60H35V61H37V62L35 63V61H33ZM42 60H43V59H42ZM44 60H43V61H44ZM150 60H151V59H150ZM165 60H166V59H165ZM167 60H168V59H167ZM207 60H208V59H207ZM209 60H210V59H209ZM214 60H215V59H214ZM233 60L235 61V59H233ZM241 60H244V59H241ZM179 61H180V60H179ZM220 61L222 62V60H220ZM228 61H229V59H228ZM230 61H232V60L230 59ZM248 61H250V60H248ZM253 61H254V60H253ZM263 61H264V60H263ZM144 62L147 63L146 60H144ZM149 62H150V61H149ZM211 62H212V61H211ZM250 62H252V60H251ZM250 62H249V64H250ZM256 62H257V61H256ZM27 63H28L29 65H27ZM43 63H44V62H43ZM126 63H125V64H126ZM141 63H142V62H141ZM141 63H140V65H141ZM157 63H158V61H157ZM160 63H161V62H160ZM170 63H171V62H170ZM172 63H174V62H172ZM233 63H235V62H233ZM237 63H238V62H237ZM241 63H244V64H245L246 62H241ZM38 64L40 65V63H38ZM38 64H37V65H38ZM148 64H149V63H148ZM152 64H153V63H151V65H152ZM154 64H156V63H154ZM254 64H255V63H252V66L249 65L248 68H249V69H252V67H253ZM262 64H263V63H262ZM21 65H22V64H21ZM21 65H20V66H17V67H20V68H21V67H22ZM114 65H115V66H114ZM123 65H124V64H123ZM151 65L149 64L150 67H151ZM156 65H157V64H156ZM156 65H155V66H156ZM195 65H196V64H195ZM199 65H200V66H199V67L197 66V67H198V68L200 69V71H202L203 73H205V72L208 71V70H212V69H213V66H214V65L212 66L211 64L209 65V63L206 64V63H204V62H201V63L199 62ZM257 65H258V64H257ZM31 66H32V65H31ZM31 66H30V68H34V67H31ZM41 66H42V65H41ZM44 66H45V65H44ZM46 66H47V65H46ZM54 66H56V65H54ZM85 66H86V65H85ZM85 66H84V67H85ZM87 66H88V65H87ZM87 66H86V67H87ZM129 66H132V65H129ZM142 66H143V65H142ZM152 66H153V65H152ZM23 67H22V68H23ZM88 67H89V66H88ZM88 67H87V68H88ZM116 67H117V69L121 68L120 65H119V66L117 65ZM116 67H115V68H116ZM122 67H123V66H122ZM124 67H125V66H124ZM137 67H138V66H137ZM139 67H141V66H139ZM231 67H232V65H231ZM259 67H260V65H259ZM262 67H263V65H262ZM262 67H260V68H262ZM12 68H13V67H12ZM20 68H19V69H20ZM22 68H21V70H22ZM28 68H29V67H27L26 69L24 68L23 70L27 71ZM35 68H36V67H35ZM55 68H56V67H55ZM75 68H76V67H75ZM87 68H81V69H85V70H86ZM103 68H102V69H103ZM142 68H143V67H142ZM146 68H147V67H145V69H146ZM151 68H152V67H151ZM154 68H155V67H154ZM216 68H218V67H216ZM253 68H254V67H253ZM257 68H258V67H257ZM257 68H256V65H255V68H254L255 71H257ZM260 68H259V69H260ZM13 69L15 70V68H13ZM16 69H17V68H16ZM19 69H18V70H19ZM40 69H41V68H40ZM42 69H43V68H42ZM64 69H65V68H64ZM91 69H92V68H89V70H91ZM102 69H100V70H102ZM132 69H133V68H132ZM135 69H136V68H135ZM143 69H144V68H143ZM199 69H198V70H199ZM232 69H233V68H232ZM244 69H245V68H244ZM29 70H30V69H29ZM33 70H34V69H33ZM43 70H44V69H43ZM43 70H42V71H43ZM45 70H46V69H45ZM79 70H80V69H79ZM89 70H88V72L85 71V73H86V72L89 73ZM93 70H96V68H94ZM93 70H92V71H93ZM100 70H99V71H96V72L98 73V72H100ZM122 70H125V68H124V69H120V71H122ZM130 70H131V68H130ZM151 70H152V69H151ZM169 70H170V69H169ZM237 70H238V69H237ZM252 70H253V69H252ZM252 70H251V71H252ZM15 71H16V70H15ZM30 71H32V70H30ZM30 71H27V72H30ZM35 71H36V69H35ZM37 71H38V70H37ZM47 71H48V69H47ZM56 71H57V69H56ZM63 71H64V70H63ZM120 71H119V72H120ZM125 71H126V70H125ZM128 71H129V69L127 70V72H128ZM131 71H132V70H131ZM146 71H147V70H146ZM161 71H162V70H161ZM200 71H198V72H200ZM231 71H232V70H231ZM248 71H249V70H248ZM259 71H260V70H259ZM16 72H18V71H16ZM33 72H34V71H33ZM44 72H45V71H44ZM49 72H50V71H49ZM49 72H48V73H49ZM68 72H69V71H68ZM70 72H71V71H70ZM78 72H79V71H78ZM78 72L76 71V73H78ZM83 72H84V71H83ZM94 72H95V71H94ZM257 72H258V71H257ZM261 72H262L261 75H263V72H264L263 69H262ZM13 73H14V72H13ZM90 73H91V72H90ZM97 73H96V75H97ZM103 73H104V71L102 72V76H103ZM258 73H260V72H258ZM36 74H37V72H36ZM45 74H46V73H45ZM64 74H65V72H64ZM66 74H67V73H66ZM82 74H83V73H82ZM99 74L101 75V73H99ZM122 74H123V72H122ZM126 74H127V73H126ZM126 74H125V75H126ZM128 74H131V73H128ZM190 74H191V73H190ZM232 74H233V73H232ZM235 74H236V73H235ZM252 74H253V73H252ZM11 75H12V72H11ZM14 75H17V74H14ZM50 75H51V76H55L56 74H54V72L52 71V72L50 73ZM50 75H48V76H50ZM61 75H63V73H62ZM70 75H71V74H70ZM83 75H84V74H83ZM92 75H94V74H92ZM104 75H105V73H104ZM118 75H119V74H118ZM125 75H123V77H124ZM157 75H158V74H157ZM181 75H182V74H181ZM183 75H184V74H183ZM12 76H13V75H12ZM37 76H38V75H37ZM40 76H41V75H40ZM40 76H39V77H40ZM42 76H43V75H42ZM48 76H47V77H48ZM90 76H91V75H90ZM94 76H95V75H94ZM112 76H113V75H112ZM112 76H109V75H108V76H105V77H107L106 82L108 81V77H110V78H111L110 80H112ZM115 76H116V75H115ZM121 76H122V75H121ZM121 76H120V77H121ZM192 76H193V75H191V77H192ZM210 76H211V75H210ZM15 77H16V76H15ZM39 77H38V78H39ZM63 77H64V76H63ZM65 77H66V76H65ZM67 77H68V76H67ZM97 77H98V76H97ZM120 77H118V78L122 80V78H120ZM126 77L128 78L129 76L126 75ZM167 77H168V76H167ZM194 77H195V76H194ZM196 77H197V76H196ZM205 77H206V74H205ZM213 77H214V76H213ZM258 77H259V75H258ZM258 77H257V78H258ZM16 78H17V77H16ZM35 78H36V77H35ZM41 78H42V77H41ZM43 78H44V76H43ZM45 78H46V77H45ZM45 78H44V79H45ZM48 78H49V77H48ZM58 78H59V77H58ZM60 78H61V77H60ZM60 78H59V79H60ZM79 78H80V77H79ZM95 78H96V77H95ZM98 78H100V77H98ZM101 78H102V77H101ZM131 78H132V77H131ZM197 78H198V77H197ZM230 78H232V77H230ZM230 78H228V77H223V78H221V80L227 82V81H229ZM252 78H253V76H252ZM259 78H260V77H259ZM262 78H264V76H263ZM44 79H43L42 82L39 81V80H40V79H39V80H38L39 83L37 82L38 85L36 84L37 87H39L40 89H42V91H43V90L46 91V90H48L49 88L51 89V87H53V85H54V87H55L56 84H54V83H57V82H54V83H53L54 80H52V79H47V80H44ZM65 79H66V78H65ZM73 79H74V78H73ZM73 79H72V78H71V79H67V80L69 81L70 84L65 83L67 80H66V81L64 80V82H61V83H60V85H61L62 83H65V84H63L61 87H67L68 85H71V84H72V81H71V80H73ZM76 79H77V78H76ZM93 79H94V78H93ZM96 79H97V78H96ZM96 79H95V80H96ZM103 79H106V78H103ZM125 79H126V78H124V83H125ZM161 79H162V78H161ZM191 79H192V78H191ZM194 79H195V78H193V81H195ZM250 79H251V78H250ZM260 79H261V78H260ZM86 80H87V79H86ZM95 80H94V82L97 83L98 80H97V81H95ZM101 80H102V79H101ZM101 80L99 79L98 82H100V83H101V82H102V83H105V82H103V81H101ZM173 80H174V79H173ZM180 80H181V79H180ZM262 80H264V79H262ZM1 81H2V79H1ZM68 81H67V82H68ZM75 81H76V80H74V82H73V83H74V86L72 85V86H73V90H75L74 88H75V85H76V82H77V81H76V82H75ZM78 81H79V80H78ZM81 81H82V80H81ZM83 81L86 82L85 80H83ZM83 81H82V82H83ZM92 81H93V80H92ZM104 81H105V80H104ZM122 81H123V80H122ZM128 81H129V80H128ZM151 81H153V80H151ZM151 81H150V82H151ZM157 81L159 82V80H157ZM163 81H164V80H163ZM163 81H162V82H163ZM189 81H190V80H189ZM191 81H192V80H191ZM196 81H197V80H196ZM212 81H213V80H212ZM230 81H231V80H230ZM260 81H261V80H260ZM2 82H3V81H2ZM2 82H1V83H2ZM87 82H88V81H87ZM110 82H111V81H110ZM117 82H118V80L116 81V83H115V82H112L111 84H109V83H108V84L112 86V84L115 83V85H114L115 87H112V88H114V91H117V94H118V91L120 92L121 90H123L121 87H122V85H123L124 83H122V85H120V84H117ZM126 82H127V81H126ZM147 82H149V80H148ZM155 82H156V81H155ZM162 82H161V83H162ZM172 82H173V81H172ZM172 82H171V83H172ZM174 82H175V81H174ZM174 82H173V83H174ZM198 82H199V81H197L196 83H195V82H187V81H186L185 83H183V85L187 88V91H188L189 89H191V90H199L200 87L203 86V85H202V84L199 85ZM233 82H234V81H233ZM249 82H250V81H249ZM261 82H262V81H261ZM13 83H16V82H13ZM96 83H93V82H92V87L95 86L94 88H96V87L100 86V84L98 85V83H97V84H96ZM151 83H152V82H151ZM164 83L167 84V82H164ZM169 83H170V82H169ZM169 83H168L167 85H170ZM212 83H217V84H219V85H220V84L222 85V83H225V82H218V81H216V82H212ZM263 83H264V82H263ZM2 84H3V83H2ZM11 84H12V81H11ZM78 84H79V83H78ZM80 84H81V82H80ZM85 84H87V83H84V84H83L85 87L88 86L89 89L91 88V87H90L91 85H88V84H87V86H86ZM108 84L106 85V87L109 86ZM152 84H153V83H152ZM155 84H156V83H155ZM155 84H153V86H154ZM157 84H158V83H157ZM180 84H181V83H180ZM206 84H207V83H206ZM257 84H259V82H258ZM22 85H23V84H22ZM57 85H59V83H57ZM60 85H59V86H60ZM96 85H97V86H96ZM102 85H104V87H105V84H101V87H102ZM125 85H127V84H125ZM125 85H123V88H126ZM158 85H159V84H158ZM176 85H177V84H176ZM210 85H211V84H210ZM260 85L263 86L264 84L260 83ZM76 86H79V85H76ZM84 86H83V87H80V86H79V88L84 89ZM148 86H149V85H148ZM153 86H151V87H153ZM159 86H161V84H160ZM170 86H172V85H170ZM184 86H183V87H184ZM206 86H207V85H206ZM226 86H227V85H226ZM253 86H254V85H253ZM56 87H57V86H56ZM61 87H60V88H61ZM88 87H87V88H88ZM101 87H99L97 90H100ZM127 87H128V86H127ZM134 87H135V86H134ZM136 87H138V86H136ZM162 87H163V88H162ZM162 87H161V89H163V93H165V92L167 93V91H164V86H162ZM168 87H169V86H168ZM168 87L165 88V90H166V89H168V90L171 89V88H168ZM173 87H175V85H174ZM183 87H181V88H182V91H183ZM228 87H229V86H228ZM228 87H227V88H228ZM232 87H233V86H232ZM60 88H59V89H60ZM68 88L71 89V87H68ZM87 88H86V90H87ZM94 88H91V90L94 89ZM108 88H109V87H108ZM115 88H116L117 90H116ZM129 88H130V87H129ZM129 88H128V89H129ZM141 88H142V87H141ZM147 88H149V87H147ZM153 88H154V87H153ZM153 88H152V89H153ZM202 88H204V90H205V87H202ZM222 88H223V87H222ZM224 88H225V87H224ZM230 88H231V87H230ZM252 88H253V87H252ZM36 89H37V88H36ZM40 89H39V91H40ZM54 89H55V88H54ZM61 89H62V88H61ZM64 89H66V88H63V90H64ZM103 89H105V88L102 87V90H103ZM120 89H121V90H120ZM128 89H127V90H128ZM139 89H140V88H139ZM144 89H145V88H144ZM152 89H150V90H152ZM161 89H160V90H161ZM173 89H174V88H173ZM233 89H234V88H233ZM55 90H58V89H55ZM55 90H54V91H55ZM91 90H90V91H91ZM97 90H96V94H97V92H98V93L101 92V90H100V91H97ZM105 90H106V89H105ZM105 90L103 91V92H105V94H104L105 96H106L108 93H110V90H111V92H113L112 89H108V90H109L108 93H106L107 90H106V91H105ZM125 90H126V89H124V91L121 92L122 95H123V93L125 94V92H126ZM132 90H133V89L129 90V92L132 91ZM136 90H138V89H136ZM148 90H149V89H148ZM184 90H185V89H184ZM191 90H189V92H191ZM202 90H203V89H200L201 93H202ZM45 91H44V92H45ZM49 91H50V90H49ZM51 91H53V90L51 89ZM134 91H135V90H134ZM138 91H139V90H138ZM170 91L172 92V89H171ZM170 91H169V92H170ZM173 91H174V90H173ZM182 91H181V92H182ZM256 91H257V90H256ZM260 91H261V90H260ZM44 92H43V93H44ZM129 92H127V93H129ZM139 92H140V91H139ZM142 92H143V91H142ZM144 92H145V91H144ZM149 92H150V91H149ZM153 92H154V91H153ZM156 92H157V91H156ZM158 92H159V91H158ZM160 92H162V91H160ZM189 92L186 93L185 91H183L182 94H179V95L182 97V99H184L185 96H186V97L188 96L187 94H188ZM203 92H204V91H203ZM205 92H206V91H205ZM257 92H259V90H258ZM38 93H39V92H38ZM47 93H48V92H47ZM47 93H44V94L47 95ZM50 93H51V92H50ZM52 93H53V92H52ZM94 93H95V92H94ZM114 93H115V92H113V93H111V94L113 95ZM121 93H120V94H121ZM136 93H138V92H136ZM136 93L134 92V93H133V96H134V94H135V96H136ZM163 93H158V94H163ZM177 93H179V92H177ZM195 93H196V94H195ZM199 93H200L199 91H198V93H197V92H194L195 95H198ZM201 93H200L199 95H201ZM206 93H207V92H206ZM255 93H256V92H255ZM41 94H42V93H41ZM41 94H40V95H41ZM60 94H61V93H60ZM96 94H95V95H96ZM102 94H103V93H102ZM120 94H119V95H120ZM131 94H132V93H131ZM131 94H130V95H131ZM202 94H203V93H202ZM260 94H261V93H260ZM260 94H259V95L257 94L256 96L259 97V96H261ZM115 95H116V94H115ZM115 95H114V96H115ZM125 95H126V94H125ZM137 95H140V94H137ZM142 95H143V94H142ZM142 95H141V96H142ZM145 95L148 97V94L145 93L144 96H145ZM153 95H154V94H153ZM163 95H164V94H163ZM163 95H160V96L163 97ZM165 95H167V94H165ZM176 95H178V94H176ZM184 95H185V96H184ZM253 95H254V94H253ZM253 95H252V96H253ZM263 95H264V93L262 94V96H263ZM56 96H57V93H56ZM109 96H110V94H109L108 96H106V97L108 98ZM120 96H121V95H120ZM123 96H124V95H123ZM128 96H129V95H128ZM149 96H152V91H151V95H149ZM157 96H158V95H157ZM160 96H159V97H160ZM180 96H179V97H180ZM223 96H225V95H223ZM233 96H234V95H233ZM254 96H255V95H254ZM256 96H255V97H256ZM22 97H23V96H22ZM22 97H21V98H22ZM110 97H111V96H110ZM117 97H118V96H117ZM125 97H126V96H124L123 99H124ZM147 97H146V99H147ZM153 97H154V96H153ZM153 97H152V99H153ZM165 97H166V96H165ZM183 97H184V98H183ZM188 97H189V96H188ZM191 97H192V96H191ZM197 97H198V96H197ZM226 97H227V96H226ZM226 97H222V99H223V98L225 99ZM237 97H238V96H237ZM258 97H257V98H258ZM21 98H20V99H21ZM38 98H40V96H39ZM41 98H42V97H41ZM43 98H44V97H43ZM51 98H52V97H51ZM68 98H69V97H68ZM111 98H112V97H111ZM111 98H110V99H111ZM114 98H115V97H114ZM131 98H133V97H131ZM199 98H200V96H199ZM202 98H203V97H202ZM220 98H221V96H220ZM220 98H219V96H218V99H220ZM240 98H241V97H240ZM259 98H260V97H259ZM261 98H262V97H261ZM63 99H65V98L63 97ZM66 99H67V97H66ZM126 99H127V98H126ZM148 99H149V98H148ZM161 99H162V98H161ZM182 99H181V100H182ZM185 99H186V98H185ZM222 99H221V101H222ZM226 99H227V98H226ZM238 99H239V98H238ZM37 100H38V99H37ZM37 100H36V101H37ZM39 100H40V99H39ZM54 100H55V98H54ZM61 100H62V99H61ZM153 100H154V99H153ZM187 100H189V99H187ZM241 100H242V99H241ZM253 100H256V101H254V102L257 104V103H258L257 100H259V99H255V98H253ZM262 100H264V97L262 98ZM41 101H42V100H41ZM46 101H47V100H46ZM52 101H53V100H52ZM125 101H126V100H125ZM151 101H152V100H151ZM243 101H244V100H243ZM259 101H260V100H259ZM20 102H21V101H20ZM39 102H40V101H39ZM39 102H37V103H39ZM42 102H43V101H42ZM55 102H56V101H55ZM62 102H63V101H62ZM154 102H155V101H154ZM186 102H187V101H186ZM226 102H227V100H226ZM229 102H230V101H229ZM248 102H249V101H248ZM40 103H41V102H40ZM70 103H71V102H70ZM152 103H153V102H152ZM190 103H192V102H190ZM190 103H187V105H191ZM227 103H228V102H227ZM232 103H233V102H232ZM234 103H236V104H235V106H236V105H237V102L234 101ZM241 103H242V102L240 101V105H241ZM255 103H252V102L249 103V104L247 103L246 108H245V109H242L243 111H241V112H242V113H247V116H248V114H250V112H252V111H254V113L257 112V111H255V110H257L258 107H256V104H255ZM41 104H42V103H41ZM45 104H46V102H45ZM48 104H49V103H48ZM56 104H57V103H56ZM66 104H67V103H66ZM242 104L245 105L246 103L243 102ZM258 104H260V102H259ZM258 104H257V105H258ZM38 105H39V104H38ZM49 105H50V104H49ZM49 105H48V107H49ZM52 105H53V103H52ZM59 105H60V104H59ZM59 105H58V106H59ZM62 105H63V104H62ZM62 105H60V107H61ZM64 105H65V104H64ZM115 105H116V104H115ZM159 105H160V104H159ZM42 106H43V105H42ZM68 106H69V105H68ZM116 106H117V108L119 109L118 104H117ZM261 106H262V103H261ZM36 107H38V106L36 105ZM170 107H172V106H170ZM177 107H179V106H177ZM232 107H233V106H232ZM241 107H242V105H241ZM241 107H240V108H241ZM263 107H264V105H263ZM17 108L19 109V107H17ZM40 108H41V105H40ZM207 108H208V107H207ZM238 108H239V107H238ZM261 108H262V107H261ZM52 109H53V108H52ZM184 109H187V111H184V114H185V112H187L186 115L189 114L188 117L191 118V122H192L193 120L195 121V120L198 119V117L196 118V116H197L196 113H199V114H200V111H197V110L195 109V107H193V106H187V108H183V110H184ZM203 109H204V108H203ZM47 110H48V109H47ZM122 110H123V109H122ZM181 110H182V109H175V108H174V109L172 110V112L175 113L174 116L176 117V115H181V113H183V111H181ZM235 110H236V109H235ZM170 111H171V110H170ZM203 111H205V110H203ZM228 111H230V112L233 111V113H234V110H232V111H231V110H228ZM228 111L226 110V113H229V117H230L231 114H233V113L230 114V112H228ZM236 111L238 112V109H237ZM258 111H259V110H258ZM40 112H41V111H40ZM61 112H62V111H61ZM114 112H115V111H114ZM122 112H123V111H121V114L124 113V112H123V113H122ZM213 112H214V111H213ZM215 112H216V111H215ZM215 112H214V113H215ZM241 112H240V113H241ZM204 113H205V112H204ZM209 113H210V110H209ZM218 113L223 114V112H218ZM226 113L224 112V114H226ZM238 113H239V112H238ZM242 113H241V114H242ZM258 113H259V115H261L262 112H261V113L258 112ZM125 114H127V113L125 112ZM201 114H202V113H201ZM201 114H200V115H201ZM210 114H211V113H210ZM215 114H217V113H215ZM235 114H236V112L234 113V117L236 118ZM114 115H115V114H114ZM114 115H112V116H114ZM130 115H131V114H130ZM195 115H196V116H195ZM202 115H203V114H202ZM208 115H209V114H208ZM237 115H240V114H237ZM244 115H245V114H244ZM262 115L264 116V114H262ZM8 116H9V115H8ZM8 116H7V117H8ZM101 116L103 117L104 115H101ZM106 116H107V115H106ZM116 116L118 117L117 114H116ZM116 116H115V118H116ZM203 116L205 117V119L208 118V117H206V115H203ZM225 116H227V114H226ZM241 116H243V115H241ZM247 116H246V117H247ZM250 116H251V117H253V116L255 117V114H254V115H251V114H250ZM250 116H248V118H249ZM256 116H257V114H256ZM3 117H4V118H3ZM5 117H6V116H2V117H0V129H3V128L5 129V127H8L9 124L12 125L11 123H9L10 121H8L9 118H8V120H6ZM7 117H6V118H7ZM110 117H111V116H110ZM232 117H233V115H232ZM251 117H250V118H251ZM254 117H253V118H254ZM12 118H14V117H12ZM53 118H54V117H53ZM56 118H57V117H56ZM59 118H60V117H59ZM59 118H58V120H60ZM61 118H62V117H61ZM111 118H112V117H111ZM178 118H179V116H178ZM230 118H231V117H230ZM238 118H239V117H238ZM255 118H257V117H255ZM113 119H114V118H113ZM173 119H175V118H173ZM187 119H188V118H187ZM205 119H204V120H205ZM231 119H232V118H231ZM242 119H243V118H242ZM244 119H245V118H244ZM246 119H247V118H246ZM257 119H259V118H257ZM15 120H16V118H15ZM17 120H18V119H17ZM51 120H52V119H51ZM54 120H55V119H54ZM104 120H105V117H104ZM115 120H116V119H115ZM176 120H177V119H176ZM200 120H203V119H200ZM233 120H234V119H233ZM250 120H251V119H250ZM252 120H253V119H252ZM177 121H179V122H176V123H175V121H171V122H172V124H173V122H174V124H175L174 127H173V130H175L176 132L178 131V133H179L180 135H181V133H180L179 131H180V129H181L182 127H185V126H195V127H197V126H198L197 124H196L197 126L194 125V124H195L194 122H192V123H194V124H187L188 122H190V120L187 121L186 124H185L184 120H179V119H178ZM185 121H186V120H185ZM191 122H190V123H191ZM196 122H197V121H196ZM199 123H200V122H199ZM235 123H236V122H235ZM235 123H234L235 126H233V127L231 128V131H232V132H236V133H237V132H240V135H241V132H245V131H247V126H244L243 123H242V124H240V123H238V122H237L236 124H235ZM14 124H15V123H14ZM21 124H22V123H21ZM23 124H24V123H23ZM172 124H171V125H172ZM205 124H206V123H205ZM209 124H210V123H208V126H210V127H208V129H211V131L208 132V133H211L212 135H213V134H216V131H218V130L220 129V127H218V126L213 127V126H211V124H210V125H209ZM12 126H13V125H12ZM17 126H18V125H17ZM205 126H206V125H205ZM263 126H264V125H263ZM9 127H11V126H9ZM9 127H8V128H9ZM229 127H231V126L229 125ZM258 127H259V126H258ZM11 128H12V127H11ZM135 128H136V127H135ZM187 128H188V127H187ZM221 128H222V127H221ZM248 128H249V127H248ZM259 128H260L259 131H261V128H262V127L260 126ZM259 128L256 127V129H259ZM29 129L31 130V128H29ZM171 129H172V128H171ZM191 129H192V128H191ZM199 129H200V130H199ZM227 129L229 130L228 132H230V129H229V128H227ZM262 129H263V128H262ZM37 130H38V129H37ZM173 130H172V131H173ZM192 130H193V129H192ZM198 130H199L200 133H206L205 131H207V127H206V130H205V129H203L202 126H200V128H198ZM198 130L196 131V129H195L194 131L198 132ZM220 130H221V129H220ZM21 131H22V130H21ZM21 131H20V132H21ZM43 131H44V130H43ZM48 131H49V130H48ZM175 131H174V132H175ZM181 131H183V130H181ZM221 131L224 132V131H225L224 128H223V130H221ZM226 131H227V130H226ZM226 131H225V132H226ZM248 131H249V130H248ZM248 131H247V132H248ZM253 131H254V130L252 129V132H253ZM259 131H258V132H259ZM40 132H41V131H40ZM44 132H45V131H44ZM219 132H220V131H219ZM232 132H231V134L233 135ZM247 132H246V133H247ZM252 132L250 131V133H252ZM38 133H39V131H38ZM41 133H42V132H41ZM67 133H68V132H67ZM78 133H79V132H78ZM134 133H135V132H134ZM178 133H177V134H178ZM194 133H195V132H194ZM226 133H227V132H226ZM236 133H235V134H236ZM255 133H256V132H255ZM261 133H262V131H261ZM36 134H37V133H36ZM62 134H63V133H62ZM177 134L174 135V136L177 137ZM196 134H197V133H195V135H196ZM206 134H207V133H206ZM228 134H230V133H228ZM237 134H238V133H237ZM262 134H263V133H262ZM79 135H80V134H79ZM85 135H86V134H85ZM195 135H194V137H195ZM212 135H211V137H213ZM224 135H225V134H224ZM34 136H35V135H34ZM72 136H73V134H72ZM76 136H77V135H76ZM81 136H82V134H81ZM88 136H89V134H88ZM198 136H199V133H198ZM198 136H196V137H198ZM205 136H206V135H205ZM209 136H210V135H209ZM43 137H44V136H43ZM69 137H70V135H69ZM132 137L134 138V142H133V143H135V141H139V138H138V135H137V134L134 135V136H132ZM178 137H180V136L178 135ZM185 137H186V136H185ZM185 137L182 136V137H180V138H178V139H177V138H174V139H173L174 141H173V140H171V141H173V144H174V142H175L176 145H181V146H183L182 148H184V149H181V150H184V151H185V150H187V148L184 147V146L188 145V144L191 142L190 139L185 138ZM196 137H195V138H196ZM207 137H208V136H207ZM220 137H221V136H220ZM222 137H223V136H222ZM232 137H233V136H232ZM195 138H192V139H194V140H192V141H194V143L196 142V141H195ZM40 139H41V138H40ZM129 139H130V138H129ZM170 139H172V138H170ZM213 139H214V138H213ZM216 139H217V138H216ZM237 139H238V135H237ZM126 140H127V139H126ZM126 140H125V141L123 140V141L126 142ZM259 140H260V139H259ZM262 140H263V139H262ZM35 141H36V140H35ZM40 141H41V140H40ZM40 141H39V142H40ZM131 141H133V140H131ZM131 141H130V142H131ZM151 141H153V140H151ZM171 141H170V142H171ZM256 141H257V140H256ZM42 142H43V141H42ZM44 142H45V140H44ZM153 142H154V141H153ZM197 142H198V141H197ZM219 142H220V141H219ZM127 143H129V142H127ZM198 143H199V142H198ZM258 143H259V142H258ZM36 144H37V142H36ZM36 144H35V146L37 147L38 144H37V145H36ZM41 144H43V143H41ZM41 144H39V145H41ZM156 144H157V143H156ZM158 144H159V143H158ZM81 145H83V144H81ZM88 145H90V144H88ZM196 145H197V143L194 144V147H195ZM198 145H200V144H198ZM17 146H18V145H17ZM181 146H180V147H181ZM20 147H21V146H20ZM25 147H26V146H25ZM33 147H34V145H33ZM44 147H45V145H44ZM44 147H43V148H44ZM176 147H177V146H176ZM196 147H197V146H196ZM196 147H195V148H196ZM236 147H237V146H235L234 149H237ZM5 148H6V147H5ZM7 148H8V147H7ZM7 148H6V149H7ZM37 148H38L37 150L40 149L39 147H37ZM43 148H41V150H42ZM46 148H47V147H46ZM48 148H50V147L48 146ZM48 148H47V149H48ZM89 148H90V147H89ZM8 149H9V148H8ZM20 149H21V148H20ZM22 149H24V148H22ZM25 149H26V148H25ZM196 149H197V148H196ZM198 149H199V148H198ZM27 150H28V148H27ZM35 150H36V149H35ZM35 150H34V151L32 150V151L35 152ZM50 150H52V149H50ZM248 150H249V149H248ZM9 151H10V150H9ZM9 151H8V152H9ZM21 151H25V150H20V152H21ZM30 151H31V150H30ZM237 151H238V150H237ZM45 152H47V150H46V151L43 150V153H45ZM235 152H236V151H235ZM246 152H247V151H246ZM35 153H39V151H38V152H35ZM43 153H41V151H40V154H41V155H42ZM49 153H50V151H49ZM51 153H52V152H51ZM241 153H242V151H241ZM5 154H7V153H5ZM11 154H12V153H11ZM33 154H34V153H33ZM33 154H31V156H29V157L32 158V157H33ZM237 154H239V152H237ZM244 154H245V155H246V154L250 155V156H248V158H249V157H253L252 159H256L255 157H259V156H260L259 159H261L262 157L264 158V150H260V149H254V150H251L250 152H247V153H244ZM244 154H243V155H244ZM3 155H4V154H3ZM8 155H9V153H8ZM14 155H15V154H14ZM19 155H20V154H19ZM23 155H24V154H23ZM23 155H21V156H23ZM27 155H28V154H27ZM27 155H26L25 157H27ZM36 155H38V154H36ZM4 156H5V155H4ZM4 156H3V157H4ZM10 156H11V155H10ZM10 156L8 157V159H10ZM21 156H20V157H21ZM45 156H46V155H43V157H45ZM49 156L53 157L54 155H53V156H52V155H49ZM64 156H65V155H64ZM237 156H238V155H237ZM12 157H13V155H12ZM17 157H19V156H17ZM17 157H16L15 159H17ZM47 157H48V156H47ZM51 157H50V158H51ZM56 157H57V156H55V160H56ZM59 157H61V156H59ZM62 157H63V156H62ZM147 157H148V158H146L145 160H143V158H142V160H143V161L141 160L142 162L137 163V164L135 163V164H136V168H135V171H134V172H135V173H140V174L143 176V177H142L143 180L145 179V178H144V175L147 176L148 178H152V177H154V176H155V170H157V169H159V172L162 174V172L160 171V168H163V167H165V166H167L168 168H171V166H172L173 163L175 162L174 160H173V162H172V160H168L167 158H164V157H161V156H158V155H157V156H150V157L147 156ZM0 158H1V156H0ZM31 158H30V159H31ZM104 158H105V159L101 160V162L107 159L106 156H105ZM183 158H184V157H183ZM248 158H246V159H248ZM263 158H262V160H263ZM3 159H5V158H3ZM13 159H14V157H13ZM13 159H12V160H13ZM20 159H21V158H20ZM25 159H26V158H25ZM27 159H28V157H27ZM27 159H26V161H27ZM30 159H29V160H30ZM34 159H35V156H34ZM43 159H44V158H43ZM61 159H62V158H61ZM64 159H65V158H64ZM64 159H63V160H64ZM185 159L188 160L187 158H185ZM193 159H194V158H193ZM238 159H239V156H238ZM242 159H244V158H242ZM18 160H19V158H18ZM29 160H28V161H29ZM32 160H33V159H32ZM55 160H54V161H55ZM63 160H62V162H63ZM107 160H108V159H107ZM107 160L104 161V162L106 163ZM138 160H139V159H138ZM138 160H135V161H138ZM194 160L196 161L197 158H195ZM250 160H251V159H250ZM3 161H4V160H3ZM3 161H1V162H3ZM20 161H21V160H20ZM50 161H52V160H50ZM54 161H52V162H54ZM68 161H69V160H68ZM130 161H131V160H130ZM198 161H199V160H198ZM244 161H245V160H244ZM260 161H261V160H260ZM263 161H264V160H263ZM9 162H10V161L8 160V163H9ZM13 162H14V161H13ZM30 162H31V161H30ZM58 162H59V161H58ZM58 162H57V163H58ZM65 162H66V161H65ZM104 162H102V165L104 164ZM108 162H109V161H108ZM123 162L125 163L124 166H126L127 164L130 163V162L127 163V162H128V159L124 160ZM131 162H132V161H131ZM26 163H27V162H26ZM117 163H118V162H117ZM121 163H122V162H121ZM121 163H120V164H119V163L117 164L118 167H117V166L115 167V165H114V163H113L114 168L116 169L117 172H118V171H121V172H122V170H123V168H121V166H119V165H122ZM126 163H127V164H126ZM198 163H199V162H198ZM247 163H250V162H247ZM257 163H258V164L248 165V166H246L243 170L241 169L242 171H239V172H238V170L236 171V170H234V169L239 168V170H240V167L243 168L242 165H238L239 167L237 166V167H235V168L233 167L234 164H231V163H230V164H225V165H223V166L225 167L226 170H227V169H230L231 172L234 170V173L236 172V174H227V173L216 174V173H213L212 175H210V172L212 173L211 170L208 172L209 174L206 172V174H207L206 176H209V177L211 176L210 181H214V183H215V181H217L215 184H217L218 187H219L220 185L222 186L223 184H224V185H227V184H229L230 181H232L231 183H232V184L234 183L235 186H236V189H233V190H228V189H224V190H211V189H205V190L203 191V193H204V196L207 197V201H208V200H213V201H216V202H217V201H219V200H221V201H226V200H229V199H231V198H232V199H233V198L235 199V196H236V198H237V197H238L237 194H239V193H241V194L243 193L245 197H246V194L249 195V193H250V194H254V193H256V194H259V196H261V193H264V164H262L263 162H262V163L257 162ZM3 164H4V163H3ZM14 164H16V163H14ZM59 164H60V163H59ZM110 164H111V162H110ZM135 164H134V165H135ZM5 165H6V164H5ZM23 165H24V164H23ZM23 165H22V166H23ZM26 165H28V164H26ZM82 165H84V164H82ZM85 165H86V164H85ZM87 165H88V164H87ZM87 165H86V166H87ZM104 165H105V164H104ZM104 165H103V166H104ZM106 165L110 166L108 163H107ZM113 165H112V166H113ZM132 165H133V164H132ZM235 165H236V164H235ZM86 166H85V167H86ZM108 166H107V167H108ZM124 166H122V167H124ZM129 166H131V164H130ZM129 166H127L126 168H128ZM219 166H220V164H219ZM231 166H232V167H231ZM11 167H12V166H11ZM23 167L25 168V165H24ZM12 168H13V167H12ZM17 168H18V167H16V169H17ZM108 168H109V167H108ZM129 168H130V167H129ZM219 168H221V167H219ZM21 169H22V168H21ZM31 169H32V168H31ZM110 169H111V167H110ZM186 169H187V168H186ZM225 169H224V171H225ZM18 170H19V168H18ZM175 170H176V169H175ZM175 170H174V169H172V170H168V173H167V174L172 175V176H174V177H175V176L190 177L189 179H191V177H195V176H197V175L199 174L197 168H194V169H192V170H182V169H179L178 172L175 171ZM12 171H13V170H12ZM15 171H16V170H14V172H15ZM19 171H21V170H19ZM109 171H110V170H109ZM16 172H17V171H16ZM28 172H29V171H28ZM33 172H34V171H33ZM121 172H120V173H121ZM127 172H130V171L127 170ZM127 172H126V173H127ZM134 172H132V173H134ZM201 172H202V171H201ZM204 172H205V170H204ZM213 172H215V171H213ZM217 172H219V171H217ZM220 172H221V170H220ZM226 172H228V171H226ZM229 172H230V171H229ZM237 172H238V173H237ZM21 173H22V172H21ZM21 173H19V174H21ZM112 173H113V172H112ZM135 173H134V174H135ZM157 173H158V172H157ZM13 174H15V173H13ZM16 174H17V173H16ZM25 174H26V172H25ZM27 174H28V173H27ZM27 174H26V175H27ZM29 174H30V173H29ZM86 174H87V173H86ZM163 174H164V173H163ZM164 175H165V174H164ZM202 175H203V174H202ZM13 176H14V175H13ZM28 176H29V175H28ZM138 176H140V175H138ZM16 177H17L16 179L19 178V176H17V175H16ZM20 177H21V178L23 177V179L27 178V177H24V172H23L22 176H20ZM134 177H135V176H134ZM204 177H205V174H204ZM135 178H138V177H135ZM197 178H198V176H197ZM207 178H208V177H207ZM232 178H233V179H232ZM19 179H20V178H19ZM139 179H140V178H139ZM181 179H182V178H181ZM14 180H15V179H14ZM26 180H27V179H26ZM26 180H24V182H25ZM148 180H150V179H148ZM155 180H156V179H155ZM170 180H171V179H170ZM21 181H22V179H21ZM27 181H28V180H27ZM29 181H30V180H29ZM141 181H142V180H141ZM153 181H154V180H153ZM17 182H18V181H17ZM24 182H23V183H24ZM155 182H156V181H155ZM227 182H228V183H227ZM14 183H15V181H14ZM226 183H227V184H226ZM18 184H19V183H18ZM18 184H17V185H18ZM21 184H22V183H21ZM21 184H20V185H21ZM25 184H26V183H25ZM30 184H31V183H30ZM144 184H145V183H144ZM144 184H143V185H144ZM236 184H238V185H236ZM129 186H130V188H132L133 190L135 189V191L138 190V189H141V188H142V187H139V185L136 186V185L129 184ZM160 186H161V188L163 187V186L160 185V184H157V183H153V184H152V183H151V184H149V185H147V186H145V187H147L148 189H153V190L155 191V189H156V190H160L161 188L158 189ZM227 186H228V185H227ZM229 186H230V185H229ZM20 187H21V186H20ZM16 188H17V187H16ZM18 188H19V187H18ZM137 188H138V189H137ZM147 188H146V189H147ZM164 188H165V186H164ZM162 189H163V188H162ZM214 189H215V188H214ZM217 189H218V188H217ZM231 189H232V188H231ZM64 190H65V189H64ZM64 190H63V192H64ZM199 190H200V189H199ZM239 190H241V191L238 192ZM65 191H66V190H65ZM68 192H69V193L66 192V193H67V197L64 198V199H65V200H69V201H70V204H68L67 207H66V205H65V208H67L68 210H74V211H75V209L77 210L78 207H79V208H80V207L82 208L83 206H86V204L83 205L84 202H85L86 200L83 199V201H82L79 197H77L76 193L71 192L70 190H69ZM138 192H139V191H138ZM197 192H198V190H197ZM70 193H71V194H70ZM132 193H133V192H132ZM192 194H193V193H192ZM196 194H197V193H196ZM234 194H235V196H234ZM256 194H254V195L257 196V197H259V196L256 195ZM254 195H253V196H254ZM262 195H264V194H262ZM80 196H81V195H80ZM233 196H234V197H233ZM241 196H243V195H241ZM244 196H243V197H244ZM253 196H250V199H252L251 197H253ZM46 197H47V196H46ZM46 197H45V198H46ZM84 197H86V196H84ZM245 197H244V198H245ZM88 198H89V197H88ZM183 198H184V197H183ZM185 198H186V197H185ZM248 198H249V196H248ZM254 198H255V197H254ZM261 198H263V197L261 196ZM43 199H44V198H43ZM43 199H42V200H43ZM232 199H231V200H232ZM237 199H238V198H237ZM259 199H260V197H259ZM263 199H264V198H263ZM205 200H206V199H205ZM248 200H249V199H248ZM44 201H45V199H44ZM44 201H43V202H44ZM69 201H68V202H69ZM221 201H220V202H221ZM241 201H242V202H243V201L248 202L247 200H243V199H242ZM18 202H21V201H18ZM82 202H83V204H82L83 206H82V205L79 206V204H81ZM86 202H87V201H86ZM86 202H85V203H86ZM242 202H241V203H242ZM22 203H23V202H22ZM38 203H39V202H38ZM44 203H45V202H44ZM225 203H226V202H225ZM231 203H232V202H231ZM234 203H236V202H234ZM243 203H244V202H243ZM45 204H46V203H45ZM94 204H95V203H94ZM221 204H222V203H221ZM232 204H233V203H232ZM232 204H231V205H232ZM236 204H237V203H236ZM27 205H28V203H27ZM90 205H91V204H90ZM223 205H224V204H223ZM226 205H227V204H226ZM226 205H224V206H226ZM47 206H48V205H47ZM62 206H63V205H62ZM30 207H32V208H34V209L36 208V206H35L34 204H33V205L31 204ZM216 207H217V206H216ZM231 207H232V206H231ZM1 208H2V207H1ZM65 208H64V209H65ZM86 208H87V207H86ZM86 208L82 210V211L87 210V213H85L86 215H87V214L96 215L97 218H98L101 222L97 221L96 219H95L96 222H95V221H94V222H89V223H88V222H87V223L84 222V224H83V223H76V222L73 221L74 224L72 223L73 225H71L70 228L72 227V230L74 229V231L76 232V230H77V231H78V230H82V231H83V230H86V229L90 228V226L92 225L91 228H92V227L94 228V226H95V231L97 230L96 232H98V230H99V232H100V231L104 232V231H103L104 228H102V226L100 225V224H102V223L105 225V223H106L105 226H108V224H107L108 221L106 222V219L103 218V217H104V216H103L104 213L101 212V211H100V208H97V207H96V208H94V207H88V209H86ZM219 208H220V207H219ZM222 208H223V207H222ZM257 208H258V207H257ZM261 208H262V207H261ZM3 209H4V208H3ZM67 209H66V210H67ZM0 210H1V209H0ZM43 210H44V209H43ZM56 210H57V209H56ZM78 210H79V209H78ZM103 210L105 211V209H103ZM259 210H260V209H259ZM259 210H258V211H259ZM35 211H36V209H35ZM38 211H39V210H38ZM48 211H49V210H48ZM54 211H55V209H54ZM80 211H81V209H80ZM107 211H108V210H107ZM112 211H113V210H112ZM114 211H115V210H114ZM117 211H118V210H117ZM122 211H123V210H122ZM253 211H254V210H253ZM261 211H262V210H261ZM2 212H4V211H2ZM55 212H56V211H55ZM55 212H54V214H57L58 211H57L56 213H55ZM59 212H60V211H59ZM235 212H236V211H235ZM34 213H35V212H34ZM43 213H44V212H43ZM47 213H48V212H47ZM61 213H62V211H61ZM73 213H74V212H73ZM102 213H103V214H102ZM105 213H106V212H105ZM231 213H232V212H231ZM236 213H237V212H236ZM38 214H39V213H38ZM44 214H45V213H44ZM51 214H52V213H51ZM58 214H59V213H58ZM118 214H120V213H118ZM241 214H242V213H241ZM257 214H258V213H257ZM257 214H256V216H258ZM1 215H3V214H0V216H1ZM10 215H11V214H10ZM31 215H32V214H31ZM39 215H40V214H39ZM59 215H60V217H61V214H59ZM71 215H72V214H71ZM116 215H117V214H116ZM122 215L125 216V213L122 214ZM231 215H234V214H231ZM245 215H246V216H244V214H243V216H242V215H240V214L237 213V215L235 214L234 216L230 217V219L227 218V217H226V218L229 219L230 222L232 221V224H235V225L237 226V225H238L237 223H240V222H242V221L244 222V219H245V220L247 219V218H246V217H247V214H245ZM251 215H252V214H251ZM261 215H262V213L259 214V216H261ZM32 216H33V215H32ZM35 216H36V215H35ZM37 216H38V215H37ZM82 216H85V215L82 214ZM106 216H111V215H106ZM117 216L121 217L120 215H117ZM229 216H230V215H229ZM252 216H253V215H252ZM14 217H15V216H14ZM38 217H40V216H38ZM38 217H36V218H38ZM51 217H52V216H51ZM51 217H50V218H51ZM60 217H57V215H56V217H55V215H54V218H55L54 221L51 219V220L53 221V222L51 221L52 224H53L52 226H54L55 229H59V228H61L62 225H63V221H61L62 219L60 220ZM114 217H115V216H114ZM250 217H251V216H250ZM263 217H264V215H263ZM11 218H12V217H11ZM30 218H31V217H30ZM36 218H33V219H31V220H32L33 222H34V221H38ZM106 218H107V217H106ZM111 218H112V217H111ZM121 218H122V217H121ZM123 218H124V217H123ZM132 218H133V217H132ZM132 218H130V219H132ZM135 218H136V217H135ZM135 218H134V219H135ZM217 218H218V217H217ZM219 218H220V217H219ZM259 218H260V217H259ZM259 218H258V219H259ZM261 218H262V217H261ZM1 219H2V216H1ZM24 219H26V218H24ZM34 219H35V220H34ZM43 219H44V218H43ZM88 219H89V218H88ZM220 219H221V218H220ZM250 219H251V218H250ZM254 219H255V217H254ZM44 220H45V219H44ZM46 220H47V219H46ZM93 220H94V219H93ZM115 220H116V219H115ZM118 220H119V219H118ZM123 220H125V219H121L120 222H122ZM213 220H214V219H213ZM218 220H219V219H218ZM225 220H226V219H225ZM1 221H2V220H1ZM26 221H27V220H26ZM48 221H50V219H49ZM84 221H85V220H84ZM125 221H126V220H125ZM142 221H143V220H142ZM142 221H141V222H142ZM146 221H147V220H146ZM220 221H221V220H220ZM260 221H261V219H260ZM21 222H22V221H21ZM23 222H24V221H23ZM39 222H40V221H39ZM79 222H80V221H79ZM98 222H99V223H98ZM118 222H119V221H118ZM120 222H119V223H120ZM129 222H130V221H129ZM135 222H136V221H135ZM171 222H172V221H171ZM171 222H170V223H171ZM173 222H174V221H173ZM216 222H217V221H216ZM226 222H227V221H226ZM246 222H247V221H245V223H246ZM251 222H253V220H252ZM2 223H3V224H1V222H0V231H2V228L5 227V226H4V224H5V223H4V220H3ZM8 223H9V222H8ZM24 223H25V222H24ZM112 223H113V221H112ZM122 223H123V222H122ZM136 223H137V222H136ZM143 223H144V221H143ZM148 223H149V221H148ZM160 223H161V222H160ZM164 223H165V222H164ZM168 223H169V222H168ZM168 223H167V224H168ZM210 223H211V222H210ZM223 223H224V222H223ZM227 223H228V222H227ZM35 224H36V223H35ZM35 224H34V225H35ZM41 224H42V223H41ZM48 224H49V223H48ZM70 224H71V223H70ZM103 224H102V225H103ZM123 224H124V223H123ZM173 224H175V222H174ZM173 224H172V225H173ZM230 224H231V223H230ZM25 225H26V224H25ZM43 225H44V224H42L41 227H42ZM50 225H51V224H50ZM97 225H98L99 229L96 227ZM109 225H110V224H109ZM111 225H112V224H111ZM111 225H110V226H111ZM115 225L117 226V223H116V222H115ZM118 225H119V224H118ZM128 225H129V224H128ZM157 225H158V223H157ZM159 225H160V224H159ZM161 225H162V223H161ZM242 225H243V224H242ZM242 225H241V226H242ZM262 225H263V223H262ZM30 226H31V225H30ZM35 226H36V225H35ZM38 226H39V225H38ZM67 226L69 227V225H67ZM67 226H66V227H67ZM110 226L107 227V229H109ZM149 226H150V225H149ZM166 226H167V225H166ZM166 226H164V227H166ZM231 226H232V225H231ZM239 226H240V225H239ZM241 226H240V227H241ZM254 226H256V225H254ZM31 227H32V226H31ZM41 227H40V230H41ZM45 227H46V226H45ZM63 227H64V226H63ZM118 227H120V226H118ZM133 227H134V226H133ZM168 227H169V225H168ZM172 227H173V226H172ZM208 227H209V226H208ZM229 227H230V226H229ZM251 227H252V226H251ZM23 228H24V226H23ZM91 228H90V230H91ZM96 228H97V229H96ZM100 228H102L103 230H100ZM105 228H106V227H105ZM126 228H127V227H126ZM128 228H129V227H128ZM136 228H137V227H136ZM143 228H144V227H143ZM162 228H163V226H162ZM220 228H221V226H220ZM233 228H234V227H233ZM263 228H264V227H263ZM24 229H25V228H24ZM107 229H106V230H107ZM114 229H115V227H114L113 229L110 228L108 231L111 230L112 232H113V231L116 232ZM118 229H119V228H118ZM123 229H124V228L122 227V231H123ZM138 229H139V228H138ZM173 229H174V228H173ZM230 229H231V228H230ZM230 229H227V230H230ZM236 229H237V227H236ZM40 230H39V231H40ZM46 230H47V229H46ZM65 230H66V229H65ZM88 230H89V229H88ZM106 230H105V234L107 235V231H106ZM134 230H135V229H134ZM165 230H166V229H165ZM165 230H164V231H165ZM238 230H239V229H238ZM21 231H22V230H21ZM35 231H36V230H35ZM37 231H38V230H37ZM37 231H36V232H37ZM50 231H51V229H50ZM69 231H70V230H69ZM111 231H110L109 233H112ZM128 231H130V230H128ZM232 231H233V230H232ZM234 231H235V230H234ZM41 232H42V231H41ZM41 232L39 233V234H41L40 236H42V233H41ZM43 232H44V230H43ZM56 232H57V231H56ZM67 232H68V231H67ZM96 232H95V234H97V235H95L94 232H93L92 234H91V232H90V234L87 235V236H86V234H85L84 232H83V233H84L85 236H86L85 238H88V240H87V239H86V240L92 242L93 240L91 241V240H89V239H95V240H97L99 237L102 236L101 238H103V236H104V234H103L102 232H100V234L102 233L101 235L99 234V232H98V233H96ZM114 232H113V234H114ZM117 232H118V230H117ZM125 232H126V231H125ZM130 232H131V231H130ZM171 232H172V230H171L170 232L168 231L169 234H170ZM230 232H231V230H230ZM230 232H229V233H230ZM239 232H240V231H239ZM251 232H252V231H251ZM1 233H2V232H0V234H1ZM24 233H25V232H24ZM58 233H59V232H58ZM78 233H79V231H78ZM78 233H77V234H78ZM109 233H108V235H109ZM121 233H123V232H120V231H119V234H121ZM225 233H226V232H225ZM237 233H238V232H237ZM256 233H257V232H256ZM256 233H255V234H256ZM35 234H36V233H35ZM45 234H46V233H45ZM47 234H48V233H47ZM50 234H51V233H50ZM74 234H75V233H74ZM84 234H82V236H84ZM227 234H228V233H227ZM234 234H235V233H234ZM80 235H81V234H80ZM106 235H105L104 237H106ZM225 235H226V234H225ZM231 235H233V234H231ZM0 236H1V235H0ZM47 236H48V235H47ZM113 236H114V235H113ZM228 236H229V234H228ZM262 236H263V235H262ZM2 237H3V236H2ZM71 237H72V234H71ZM75 237H76V236H75ZM119 237H121V236H119ZM3 238H5V237H3ZM73 238H74V237H73ZM77 238H78V237H76L75 239H77ZM112 238H113V237H112ZM114 238H115V237H114ZM116 238H117V236H116ZM128 238H129V236H128ZM131 238H132V237H131ZM79 239L81 240L80 242L83 243V242H82V239L80 238V236H79ZM110 239H111V238H109V241L111 242L112 240H110ZM120 239H121V238H120ZM120 239H119V240H120ZM3 240H6V238H5V239H1V238H0V255H1V256H3V255L5 254ZM70 240H71V239H70ZM83 240L85 241V239H83ZM100 240L102 241V239H100ZM107 240H108V239H107ZM107 240H106V241H107ZM114 240H115V239H114ZM114 240H113V241H114ZM116 240H118V239H116ZM121 240H123V239H121ZM73 241H75V242L77 243V246H78L77 249H79V247H80L79 250H81V249H82V248H81V243L78 242V240L76 241V240L73 239ZM97 241L99 242V240H97ZM97 241H96V243H98ZM103 241H104V238H103ZM103 241H102V242H103ZM125 241H126V239H125ZM130 241H131V240H130ZM75 242H74V243H75ZM107 242H108V241H107ZM110 242H109V243H110ZM121 242H122V241H121ZM135 242L137 243V241H135ZM74 243H73V244H74ZM100 243H101V242H100ZM104 243H105V242H103V244H104ZM112 243H113V242H112ZM116 243H117V242H116ZM116 243H115V242L113 243V245H115L114 247H117V246H116V245H117ZM119 243H120V242H119ZM128 243H131V242H128ZM128 243H124V245H125V244H128ZM92 244L94 245L95 243L92 242ZM105 244H106V243H105ZM105 244H104V245H105ZM131 244H132V243H131ZM71 245H72V244H71ZM84 245H85V244H84ZM87 245H88V243L86 244V246H87ZM89 245H90V244H89ZM89 245H88V246H89ZM95 245H96V244H95ZM95 245H94V246H95ZM100 245H101V244H100ZM104 245H103V246H104ZM240 245H241V244H240ZM97 246H98V245H97ZM120 246H121V245H120ZM129 246H130V245H129ZM82 247H83V246H82ZM91 247H93V246L91 245ZM121 247H123V245H122ZM121 247H120V249H121ZM124 247H126V246H124ZM238 247H239V246H238ZM88 248H89V247H88ZM95 248H96V247H95ZM126 248H127V247H126ZM240 248H241V247H240ZM90 249H91V248H90ZM97 249H98V247H97ZM123 249H124V248H123ZM123 249H122V250H123ZM127 249H128V248H127ZM95 250H96V249H95ZM98 250H99V249H98ZM125 250H126V249H125ZM103 251H104V250H103ZM91 252H92V250H91ZM139 252H140V251H139ZM145 252H146V251H145ZM92 253H93V252H92ZM104 253H105V252H104ZM139 254H140V253H139ZM139 254H138V255H139ZM145 254H146V253H145ZM42 256H43V254H42ZM46 256H47V255H46ZM139 256H142V254L139 255ZM39 257H41V256L39 255ZM44 257H45V256H44ZM142 258H143V257H142ZM46 259H47V258H46ZM133 259H134V258H133ZM136 259H137V257H136ZM136 259H135V260H136ZM144 259H145V257H144ZM137 260H138V259H137ZM137 260H136L135 264H140V261H137ZM140 260H141V259H140ZM14 263H15V264H26V261H25L23 258H22V259L19 258L18 260H17V259L14 260V261H13V264H14ZM129 263H130V261H129ZM141 263H142V262H141ZM127 264H128V263H127ZM132 264H133V263H132Z\"/></svg>",
	"mask_w": 264,
	"mask_h": 264
}]
</instances>
